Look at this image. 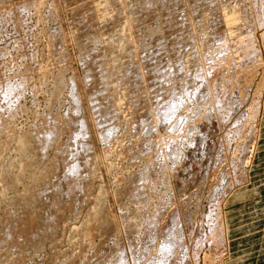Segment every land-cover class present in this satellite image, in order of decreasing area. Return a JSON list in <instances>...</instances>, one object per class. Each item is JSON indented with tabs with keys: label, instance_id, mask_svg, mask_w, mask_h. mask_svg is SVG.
<instances>
[{
	"label": "rangeland",
	"instance_id": "374dc122",
	"mask_svg": "<svg viewBox=\"0 0 264 264\" xmlns=\"http://www.w3.org/2000/svg\"><path fill=\"white\" fill-rule=\"evenodd\" d=\"M81 0H0V24H1V26H0V63H2V64H0V82H3V81H5V79H8L9 81H11V82H13L12 81V79H15L14 80V82L15 81H19V79H18V77H16V72H15V70L17 71V76H19V78H21L22 79V85H24L25 84V87H23V86H21L20 87V89L22 90H18V91H16L15 93H13L11 96H9L7 99L6 98H4L5 97V87H2V86H0L1 88H0V120L2 119H5V121L6 120H8V122L7 123H3L2 125L0 124V190L2 191V193H1V196L0 197H3V198H0V202H2V203H0V219L1 218H5L6 219V217H7V215H8V213L9 214H12V212H13V209H11L10 210V208H8L9 206H8V204H7V208H4V207H6V206H3L4 204H6V203H9L10 202V200H11V198L12 197H14L13 195H19L20 193H18V192H16V191H22V189H24V186H25V184H26V182H27V179L25 178L26 177V169L25 170H21V169H19V165H17V164H19L20 163V161H21V159L23 158L22 156H20L19 155V153H18V150H17V148H15L16 146L15 145H17V144H15V142H17V138L18 137H21L23 134H25V135H27V136H30V138H29V142H34V144L33 143H30L31 144V146H37L35 143L37 142V144H39V142L41 141L40 140V137H41V135H40V130H44V127H47V126H49V125H51V122L52 121H49V120H47L46 119V117L48 116V115H53L54 117H56L57 115H58V119L59 120H61L63 123L62 124H66V126H67V124H69L70 126L69 127H67V129L66 128H64L63 129V131H61L62 133H61V136L60 137H58L57 138V140H56V142H55V145L53 144V145H50V146H47V148H49V149H47V148H44L42 151L40 150L39 151V153L38 152H34V150H32V151H30L29 149H27L26 150V153H30V154H33V155H35L36 157H39L38 159H40V161L38 160V162L40 163V166L43 168V166H44V168L42 169V171L44 170V169H46L45 167L48 165V167H47V170L48 169H52L53 168V170H54V168H57V167H54V166H52V165H57L58 166V163H59V166L60 165H62L63 166V170H61L62 169V167L60 166L58 169H57V174L55 175V176H57L58 178L56 179V180H54L55 179V176L53 177V178H51V177H49V176H47V178L49 179V183H48V179H47V181H46V185L48 186V184H49V187H50V184L52 185V187H53V184H52V182L54 183H56L57 185H55V183H54V185L56 186V189H58V192H60L61 193V190L62 191H64L66 188V185L68 184V181L69 180H71V178H72V180L74 179V177H71V176H66L65 175V171H64V166L66 165V164H68V162H71V160L73 159V156H70V154H69V151H71V149L72 150H74L78 145H79V138L77 139L78 140V142L76 141V139H72L71 138V135L69 134V131H72V128H74L73 126H74V124L75 123H77L79 120H78V118L80 117V115H81V117H84V116H87V114H86V111L88 110V107L90 106L89 104H88V101H89V99L90 98H88V101H87V97H89V91H92L93 90V88H94V91L96 90V91H98V89L97 88H99V90L102 88V85H103V88L105 89V93L103 92L104 91V89L102 88V90H100L101 92H103L104 93V95H105V98L106 99H108V97H106V95H107V91H108V93H110L109 94V96H111L112 95V98H113V100L114 99H116L115 101H116V103L117 104H115V105H120L119 107L117 106V108H116V110L118 111V109L119 108H121V112H120V110L118 111V113L121 115L120 117L121 118H119V116H117V111H116V114L113 116L114 118H116V120L114 119V118H112L113 119V122L112 123H116V124H114V126H113V131H111V137H109V140H110V143L108 142L109 140H105V142L108 144V146H105L104 145V140L100 137H98L97 136V134H95L96 132H94L95 130H94V127L91 125H89L88 126V132H87V134H89V137H90V139H91V142H92V151H89L88 153H85L86 155H89L90 157H92L91 158V161L93 162V166L94 167H96V169H95V171L93 172V170L91 171V169H90V171L91 172H93L92 173V176H91V172H89V171H82L81 172V176L84 178L83 179V181H81V184H82V182L84 183V186L85 187H83L84 189L86 188L87 189V187H88V189L86 190L85 189V192L87 193V196H86V193H85V195L83 194V195H78V200L79 201H81L80 200V197L81 196H83V198L86 196L87 198H84L85 200H82V202H78L79 204V206H78V208L79 209H75L74 210V212H76V213H74V215L76 214H78L79 215V212L81 213L79 216L81 217V219H80V217L78 216L76 219L74 218L75 216H73V212L71 213L72 215H69L68 213H66L65 211L63 212V211H60V209H59V207L56 209V211H58V213H60V215L61 216H59V217H61V218H59L58 220H59V225H58V227H57V229L55 230V233H54V237H56L57 238V240H56V242L58 241V243H56V244H59V245H52V246H54L56 249L54 250V248L51 246V242H53L54 244H55V240H53V236L50 238V239H46L47 240V243H49L48 245H46L47 243H45L46 242V240H44V241H42V243H41V246L40 247H42L41 249L42 250H40V248L38 249V250H36V252L38 253V251L40 250V252L37 254L35 251H29V253L27 252V254L25 255V254H23L22 252H20V251H17V253L18 252H20L21 254H22V256L23 255H25L26 257H27V255H28V258H26V259H23V257H22V259H20V257L19 258H17L18 256H20V254L16 257V251L15 250H17V249H13V250H10V252H8V250H7V253H9L10 255H7L6 254V256L4 255V257L5 258H3V257H1V258H3V259H0V260H2V262H0V264H12L11 262H12V260H13V264H16V263H18V262H20L21 264H63V262L65 261H67L68 259H71L73 256H76V258H78V255L79 254H81L79 257H80V259H77L79 262H77V264H84V262H82V258H83V261H85V254L82 252L83 250H84V252L85 251H87L86 252V256H90L92 253H94V251H96V253H94V254H98V256L96 255V257H98L99 258V256L101 257V255L100 254H102L103 252H104V250H105V248L104 247H106V246H108V245H110V244H113L114 243V241L115 242H119L118 240H120V241H125V239H127V237L125 236L126 235V233L123 231L124 229H121V228H123L122 227V225H120L119 226V228L114 232V233H116L117 232V234H113V235H111V234H109V235H107V234H105V233H102V234H104V239L106 240L107 239V241H108V243H107V241H105L104 239H102L103 238V236H102V234H101V236H99V234L97 235L98 237H96V236H92L93 237V241L91 240V242L93 243L94 242V244H99V243H101V241L102 240H104L105 241V244H106V246H102L104 249H102V248H100V247H98L99 249H97V250H95L96 248H97V246L96 245H94V244H92L93 245V247L94 246H96V247H92V245H91V242H90V239L92 238V237H90V238H86L87 236H85V237H83L82 238V236H83V234L81 233V227L84 225L83 223H85V222H83V221H86L85 220V218H87L88 217V213L90 212L89 210H91V208H90V205H93V207H94V204L95 203H93V200H94V202H95V199H96V196L99 194V195H102V200L101 201H103L102 203H104V207H106V209H107V207H108V213L109 212H111V213H109V215L111 216V217H113V219H115L117 222H119V221H122V219H124L125 218V215H127V214H125V210H126V212L128 213V211H129V208H131V210H132V208H133V206H135L136 204H137V202H139V204H138V206L136 205V209L140 206V208L142 207V206H145L144 208L142 207V212H141V209L139 208V210L140 211H138V209L136 210L135 208H133V210L131 211H129V214L130 215H132L133 216V214L135 213V212H133V211H135L136 210V213H137V211H138V215L137 216H139L140 214V216L139 217H141V218H138L137 216H136V213L134 214L136 217H134L135 219H137L138 218V220H142L141 221V224H144L145 225V223L148 221V216H151V215H154L155 216V214L157 215V217H158V220L159 221H157V223H158V226L160 225V226H162V224H164V220H165V213L168 211V210H170L171 209V207H173V203H174V205H176L177 203L179 204V208L180 207H182V209L180 208V222H181V225L184 227L185 226V230H184V232H183V235H182V238H180L179 240L180 241H182V242H180V243H178V244H175L174 246V250H176V248L177 249H182V251H185V252H182L180 249H179V253L181 254H179L178 252H177V250L175 251V256H177L176 258H178L176 261L174 260V253H172V255L174 256H172V257H170L171 259V262H170V264H208V261H206V256L205 255H207V254H210V246L208 245V241H207V239H206V234L209 232L208 230L212 227L213 228V226L215 225V223H216V221H215V216H214V214H213V212H214V208L216 207V202H219V200H221L222 199V197H224L225 195H227L226 197H224V199H223V204L226 202L225 200L227 199V197L230 195V193L231 192H233L234 190H236V189H239V188H241V187H247L246 189H248V193H244L245 194V196H244V198L246 199V200H252V199H254L256 196H255V194H264V192L263 191H260V192H253V190H254V188L256 187V188H259V186H258V183H253V182H251L250 181V178H251V176H252V174L254 175L255 174V172L253 171L252 172V168H253V170H254V160H255V156H257V154L256 153H258V151H259V146H260V142H259V138H260V135L261 136H264V51H263V48H264V33L262 34V32H264V18H263V21L261 22L260 21V24L261 25H259V27H258V25L257 24H253L252 25V20H253V15L254 14H256V15H258V16H263L264 17V0H239L238 2H237V0L235 1V3H234V0H227V1H229V2H226V0H197V1H199V3L198 2H195V1H192V5L189 7V9L188 8H186L187 9V12H189L190 13V16H192L193 18H192V21L194 22L193 24H194V27L196 26V30H195V32L193 33L194 35H196L197 37V39L199 40L200 39V42H201V44L202 43H204V44H202L201 46H199V50L202 52V53H206L205 54V56L207 55V52L208 51H212V52H214V55H216V56H212V57H210V58H208L206 61L204 60V63H208V65H207V63L204 65L203 64V67H204V69H205V73L207 74V76H208V74L210 75L211 74V78L209 77V79H212L213 77V79L215 80L214 81V84H213V82L212 83H210V85H209V88H210V90H211V93L212 92H214V93H219L220 92V90H223L222 88H224V85H225V83H227V82H229V80L230 81H232V82H234L235 83V80L237 81V80H239L240 78L239 77H241L242 78V76H243V78H244V76H245V73H244V75H243V71H242V69L240 68V67H243V65L240 63V60L242 59V58H239V56H240V53L237 51L238 50V48L236 49L235 47H234V40H232V43H231V39L232 38H230V37H228V36H226L225 38H223V39H225L224 40V46L226 47H228V48H226V52H225V56H227V58L224 56V58H219V56L221 55V54H216L215 53V51H216V47H218V44H216L217 43V41H212V40H210L211 41V43H210V41L208 40L209 38H210V36L213 38L214 37V39H215V35L213 34V33H211L210 32V30H212V29H210V27L207 29L206 27H207V25H206V27L204 26V24H206L205 23V18H206V22H209L210 23V21H211V18H212V21H213V19L214 18H216L215 17V14H218V12H213V11H215V10H211L210 9V12L212 13V16L207 12V9L208 8H205L204 10H201V9H203V7H205L207 4H209V2H211V3H213V5L212 6H214V3H216L215 4V8H216V10H220L219 11V14H218V16H223V17H218L219 19H221V18H223V20H222V22H225L226 20H228V15L227 14H229L231 17H232V19L230 20L231 22H229V23H232L233 24V26H231V28L232 27H234V28H237L238 27V29H239V31H240V29H241V31H243L244 33H245V31L247 30V29H250V31L251 30H253V31H251V32H253V42H254V44L257 46V51H258V53H257V55H260V58H259V60H258V62H257V64H255V62H254V65L256 66V65H258L256 68H250L249 66V68H250V71H252V74H251V72H250V75H246L245 77L246 78H244V81H243V79L241 80H239V82H241L240 83V85L242 84V81H243V87H245V88H243V90H242V94L241 93H239L238 92V96L236 97V96H234V104H233V106H235V103L237 102V104L236 105H238V106H236L237 107V109L235 108V107H233L234 109H236V110H231L233 113H231V111H229V114H224L225 116H224V120L226 119L227 121H222V119H219V120H217V118L215 119V116H213V115H211V114H207L206 112H207V108H208V112H209V110H210V108H209V106H210V102H211V100H209V98H210V96H212V94H214V93H212L210 96H208L209 94H210V90H209V92L208 91H206V92H208L209 94H207L205 91H204V87H203V83H201L202 81H203V79H202V81H201V79L199 78V80H198V78L196 77L194 80L195 81H193V85L194 84H196V83H194V82H199L197 85L199 86H197V85H194L193 87L191 86V85H189L187 88L189 89V87H190V91H191V93H192V91H195V86H197L196 87V89H197V91H198V93L196 92V97H194V95H191V93H190V91H189V93L188 94H185L186 95V98H187V95H188V99H187V101L185 100V102H191V103H184L183 102V104H182V106L183 107H185V108H187L188 109V111L190 110V112L192 113V118H194L193 116H195V120L194 119H192L191 118V113H190V115H188L189 114V112H184L183 113V111H184V108L182 109H180V107H182L181 106V104L179 105V103H182V101H184L183 99H186L183 95H184V92L182 93V95L180 96L179 95V98L177 97V104H178V110L176 111L177 113H178V115L181 113H183V115H187L186 116V118H183L184 116L183 115H181V116H183V117H181L180 115V117L179 118H177V113H174V116L173 115H170L169 116V118L167 119L168 121H166V122H168V123H165V124H163V121L165 120L164 118L162 119L163 121L162 122H159V125L161 124V126H158L159 128V130L161 131V129L163 130V132L161 131H159V130H156V131H158L157 133H156V131L155 130H153L152 128H154L152 125H151V123L153 124V122H154V120H155V118L152 116H150V114L148 113V111L150 112V111H154V109H155V111L156 110H159L160 109V111L162 110V106L160 107L159 106V104L158 103H161V102H164V100L162 101V100H160V101H157V100H153L154 98H153V95H152V98H151V96L150 97H148V101L150 100L149 98H151L152 100L150 101V103H147L148 101H146V103H145V101H144V99L146 100V98H147V96H149L150 94H151V91H152V89H151V86H152V82L153 81H155L152 77H154L155 75H156V73L154 72V76H153V72L151 71V70H143L144 72L145 71H147V72H145V73H147L148 75H146L145 73V75L143 74V78H142V80L144 79V77L145 78H150L151 77V79L152 80H150L149 78V82H147V80H146V82L144 83H141L142 85H137V90H138V93H139V91H140V93H139V95L140 94H142L143 95V89L145 90V92L147 91L148 93H147V95L146 94H144L143 95V97L144 96H146V98L144 97V99L142 98V101H140V99H141V97H142V95L139 97V100L137 99V101H138V103H137V101H134V96H137V93L136 92H134L135 93V95H134V93L132 94V92H130L132 95H127L129 92L127 91V94H126V92H124V90H123V88H126V86L128 87V83L126 84V86L124 87V83H123V86H121V85H119V86H121V88L118 86V83L120 84V83H122L123 82V80L124 79H127L126 77V74L123 72V67H122V65L121 64H123V62L121 63V62H119V60H117V58L119 57V59H121V58H123L124 56L125 57H128V59H129V57L133 54V56H131L130 58L133 60V58L135 57L134 55L136 54H134V53H132L133 52V50L135 49L134 47V42H135V40H130L131 38L132 39H135L133 36H136L137 37V32H134V29L135 28H141V30H142V28H144V27H140L141 26V24H143V21H145V24H146V19H148L149 20V17H147V18H145V17H143V15L145 16V13L144 14H142V12H141V9H139V11L141 12V14L139 13V15H138V17H137V20H136V16H135V14H138V12L136 11V10H138V9H136V7H138L139 8V6H140V8H142V4L143 3H141V1H145V0H138V5L136 6L135 5V3H133L134 2V0H133V2L131 1V0H129L130 1V4H129V1L128 0H126L127 2H128V5H126L127 3H126V1H125V3L122 1V0H120L121 2H122V4L124 3V6L123 7H125L126 6V8H125V10L126 9H128V10H130V5L133 3L134 5H131V10L130 11H132V12H130V11H128L127 12V10H126V13H127V15L126 16H130L129 17V19L128 18H126L125 17V15L123 14V13H125V10L122 8V10H124V12L122 13V10L119 12V13H121V14H119V16H117V13L115 14V12H118L117 11V9H116V4H114L113 2V0H110V1H113V2H110L109 0H105L103 3H106L105 5L108 7H106L102 2H99V1H103V0H91V3H89L88 1H90V0H87V1H85V0H82V2H80ZM84 1V2H83ZM96 1V2H95ZM108 1V2H107ZM120 1H118V3H120ZM136 1V3H137V0H135ZM219 1V2H218ZM230 1H232V2H230ZM250 1H252V3L251 4H249L248 2H250ZM24 2H25V4H27V5H25L24 4ZM33 4H32V3ZM37 2V3H36ZM40 4H39V3ZM102 3L101 5L99 4V5H97L96 3ZM132 2V3H131ZM139 2H140V4H139ZM206 2V3H205ZM223 2V3H222ZM29 3V4H28ZM36 3V4H35ZM77 3H80L82 6V8H83V4H84V8H86V5L90 8V6L89 5H91V7L93 8V9H89L88 7V9H85V10H83L84 11V17L82 16H80L79 17V14H77L78 12H76V8H77V10H78V8H80L81 9V7H78V6H80V5H78ZM108 3H111V4H113V5H115V6H113V5H111V6H109L110 4H108ZM115 3H116V1H115ZM197 4V6L200 8V3H201V7L202 8H200V14L202 15H200V14H198L199 12H198V8H196V12L194 11L195 9V7H197L195 4ZM244 3H246V4H248V5H246V4H244ZM22 4H24V5H22ZM46 4H48V5H46ZM70 4H71V6H70ZM205 4V5H204ZM228 4H231V5H233V6H231V5H228ZM237 4V5H236ZM22 5V6H21ZM30 5V7H29V9H27L26 7H28ZM78 5V6H77ZM102 5H104L105 6V9H104V6L103 7H101ZM239 5H240V7H241V5H243L241 8L245 11L246 10V8H247V11H245V12H248V14L246 15L247 17L248 16H250L251 15V18H250V20H251V23H249V20L248 19H245V16L243 17V10L239 7ZM251 5V6H250ZM253 5V6H252ZM263 5V7H261ZM33 6V7H32ZM38 6V7H37ZM41 6V7H40ZM97 6H100V9H101V11H102V18H101V21H99V20H97V21H95L94 22V24H93V21L95 20V18H94V20H93V18H92V20H91V22H92V24L94 25L93 27L95 28V30H93L94 32L93 33H95V35H97L98 37H100L99 38V41L101 40L102 42H101V45L104 47V45H105V47L103 48L101 45V49H99V48H97V50H98V52L97 51H95L94 52V55L96 56L95 57V59H94V57H93V60H99V57H101V53H102V51H103V53H102V55L104 54V56H105V59H106V56L108 57V55H109V57L105 60L104 59V57L103 58H100V59H104V60H102L103 62L104 61H106V62H100V63H102V64H99V63H97L98 65H96V63L94 64V62H93V64H86V63H83L84 61H83V59H82V54H80L79 55V52L81 53V51H83V48H82V46L84 47V45H86V43H88V42H86L84 39H82L83 40V43L84 42H86V43H84L83 45L80 43V42H78V48H80L81 49V51H80V49H79V51H78V48H77V45H75V43H77V42H75V41H77V39H75L76 37H78V41H79V39L81 40V38H80V35H79V30L80 29H76V28H79V26H80V23H81V21H79V20H82L83 18H84V20H82V22L83 21H85V19H86V17H88L89 16V19H90V14L88 15V11L85 13V11L86 10H90V12H91V10H97L98 9V7ZM112 6L113 7H115V9L113 8V10H111V8H112ZM224 6V7H223ZM17 7L19 10H15V8ZM23 7H25V9L23 8ZM75 7V8H74ZM129 7V8H128ZM132 7H133V9H134V11H136L135 13H134V11H133V9H132ZM218 7V8H217ZM248 7H251V8H248ZM262 8L261 10H259L258 8ZM7 10H6V9ZM13 8V9H12ZM16 8V9H17ZM21 8H23V9H21ZM72 8V9H71ZM73 8L75 9V10H73ZM95 8V9H94ZM109 9V11L111 10V12H109L107 9ZM223 8V9H222ZM232 8V9H231ZM239 8V9H238ZM245 8V9H244ZM37 9H39V10H37ZM79 9V10H80ZM194 9V10H193ZM225 9V10H224ZM248 9H249V11H251V13L248 11ZM258 9V11H255V10H257ZM82 10V9H81ZM206 10V11H205ZM240 10V11H239ZM8 13H7V12ZM11 11V12H10ZM35 11H38V12H36V13H34ZM48 11V12H47ZM70 11H72V16H71V14H70ZM99 11V10H98ZM143 11V10H142ZM193 11L195 12V13H197V14H195V13H193ZM203 11H204V13H203ZM208 11H209V9H208ZM222 11H223V13H222ZM232 11V12H231ZM243 11V12H242ZM262 11V12H261ZM17 12V13H16ZM104 12V13H103ZM107 12H108V14H107ZM193 13V15H192V13ZM229 12V13H228ZM253 12H255V13H253ZM258 12V13H257ZM74 13V14H73ZM114 13V14H113ZM125 13V14H126ZM131 13V14H130ZM179 13V12H178ZM177 13V15L179 16V14ZM214 13V14H213ZM224 13H226V14H224ZM238 13V14H237ZM242 15H241V14ZM36 14V15H35ZM82 14V15H83ZM106 14H107V18H108V16H109V18L107 19L105 16H106ZM110 14V15H109ZM130 14V15H129ZM222 14H224V15H222ZM245 14V13H244ZM73 15H77V19H74V20H76V21H78V22H76L75 21V23H74V21H73V19L72 18H74L73 17ZM88 15V16H87ZM112 15H113V18L115 19H113L112 18ZM117 16L119 19H117V17H115V16ZM141 15V16H140ZM164 15V14H163ZM209 16L210 18H208L207 16ZM241 15V16H240ZM4 16V17H3ZM20 17V18H18V17ZM37 16V17H36ZM43 16H44V18H43ZM143 17L144 18V20H142L140 17ZM165 16V15H164ZM163 16V17H164ZM195 16L196 17H198V18H195ZM217 16V15H216ZM227 16V17H226ZM238 16H240V17H238ZM205 17V18H204ZM234 17V18H233ZM16 18V21L17 22H19V25L18 26H21L22 28H18V26L16 27L15 25H14V23L16 22L14 19ZM36 18H37V20H36ZM79 18H82V19H79ZM122 18V19H121ZM178 18V17H177ZM195 18V19H194ZM202 18V19H201ZM226 20H225V19ZM18 19H20V20H22L23 22H21L20 20H18ZM41 19H42V21H41ZM88 19V18H87ZM107 19V20H106ZM113 19V20H112ZM117 19V20H116ZM121 19V20H120ZM127 19V20H126ZM138 19H140V21L138 20ZM179 19H180V17H179ZM191 19V18H190ZM199 21H198V20ZM208 19V20H207ZM238 19V20H237ZM239 19H243L244 21H246L247 20V25L249 26H245L246 24V22H244V23H242V21L241 20H239ZM3 20V21H2ZM13 20V21H12ZM129 20V21H128ZM195 20V21H194ZM202 20V21H201ZM233 20V21H232ZM235 20V21H234ZM88 21V20H87ZM98 21H99V25L100 26H97L98 24ZM107 21V22H106ZM117 21V22H116ZM126 21L129 23H126ZM139 21V22H138ZM229 21V20H228ZM14 22V23H13ZM25 22V23H24ZM27 22V23H26ZM46 22V23H45ZM97 22V23H96ZM101 22V23H100ZM104 22V23H103ZM122 22L123 23H126V25H124V24H122ZM138 23V24H135V23ZM221 22V21H220ZM238 22H240V23H238ZM22 23V24H21ZM109 25V27H108V25ZM113 24V25H111V24ZM117 23H118V25L121 23V25H123L125 28L126 27H128L127 26V24L133 29V27H135L133 30H131V28L129 29V27H128V29L129 30H131V31H127L126 29H124V27L122 26V27H120L121 25H119V30L117 29ZM130 23H132V24H130ZM141 23V24H140ZM77 26H76V25ZM106 24V25H105ZM133 24H135V25H133ZM140 24V25H139ZM145 24H143V26H146ZM197 24V25H196ZM203 24V28H202V25ZM245 24V25H244ZM253 27H251L250 25ZM104 25V26H103ZM113 26V27H116V28H114V29H116V30H112V27L111 26ZM116 25V26H115ZM136 25H137V27H136ZM242 25V26H241ZM263 25V26H262ZM32 26V27H31ZM34 26V27H33ZM75 27V29H74V27ZM103 26V27H102ZM107 26V27H106ZM237 26V27H236ZM240 26V27H239ZM199 27H201V28H199ZM243 27V28H242ZM247 27V28H246ZM257 27V28H256ZM15 28H18V30H15ZM31 28V29H30ZM96 28H98V31L101 29V31H99V33H97V29ZM166 28L167 27H163V31L164 30H166ZM207 30H206V29ZM261 28V29H260ZM39 29V30H38ZM43 29V30H42ZM73 29L75 30L74 32L76 33L77 31V33L75 34V38H74V32H73ZM109 29V30H108ZM110 29H111V31H110ZM124 29V30H123ZM202 29V30H201ZM205 29V30H204ZM256 29V30H255ZM259 29V30H258ZM22 30H24V31H22ZM58 31V32H60V34H61V36H63L64 37V43H62L61 44V46L63 47V49H62V51H60V53H63V50H64V52L65 53H63L64 54V56L63 55H60L59 54V52H58V48H54L55 50H57V51H55V50H53L54 51V54L56 53V56H54V60H52V58H53V54L51 53V52H53L52 51V46H50V45H52V44H49V43H51V41H49L50 39H53V36L55 35V33H56V35H60L59 33H57V32H55V31ZM70 30V31H69ZM77 30V31H76ZM123 30V31H122ZM137 30V29H136ZM245 30V31H244ZM255 30V31H254ZM261 30V31H260ZM263 30V31H262ZM42 31V32H41ZM112 33H110V32ZM113 31L116 33V34H114L113 33ZM117 31H119V32H117ZM120 31H122V33H120ZM143 31V30H142ZM210 32V35L209 34H207V33H209ZM55 32V33H54ZM101 32V33H100ZM138 32H140V30L138 31ZM145 34L144 35H146V32L147 31H143ZM143 32L142 33H140V34H143ZM162 32V31H161ZM165 32V31H164ZM163 32V33H164ZM170 32V31H169ZM199 32H200V34H199ZM203 32V33H202ZM256 32V33H255ZM53 33V34H52ZM118 33V34H117ZM126 33V34H125ZM135 33L136 35H133V34ZM52 34V35H51ZM78 34V35H77ZM103 34V35H102ZM111 34V35H110ZM120 34H121V36H122V38H119V36H120ZM122 34H125V40H123L124 39V35H122ZM130 35V34H132L131 36H129L128 37V35ZM158 34H159V37H160V35H161V33H158L157 32V34L156 35H153L152 37V39H154L155 40V38H157L158 37ZM165 34H167L166 32L164 33V35ZM22 35V36H21ZM49 35H51L50 36V38H48L49 37ZM77 35V36H76ZM91 35H93L94 37H95V35L94 34H92V33H90V36ZM112 35H113V37H112ZM127 35V36H126ZM138 35H139V33H138ZM163 35V34H162ZM161 35V36H162ZM194 35H193V37H194ZM199 35V36H198ZM202 35V36H201ZM207 35V36H206ZM209 35V36H208ZM259 35V36H258ZM89 36V37H90ZM108 36V37H107ZM118 38V40L117 41H115V42H119V44L122 46V45H125L123 48H124V50L123 51H125L126 52V48H127V45L129 46L130 45V43L131 42H133V43H131L132 45L130 46L131 47V49H130V47H129V49H130V51H129V54H128V51H127V53L125 54L123 51H122V49L123 48H120L121 46L119 45V47H118V45H117V43H116V46H115V42H114V40L115 39H117L116 37ZM120 36V37H121ZM143 36V35H142ZM142 36H140V37H142ZM154 36H155V38H154ZM239 36H241V34H239ZM14 37V38H13ZM22 37V38H21ZM84 38H85V35L83 36ZM82 37V38H83ZM94 37H90V39H93ZM106 37V38H105ZM111 37L113 38V41L111 40ZM145 38H146V36H144ZM143 37V38H144ZM199 37V38H198ZM207 37V38H206ZM2 38V39H1ZM75 40H74V39ZM87 38H88V36H87ZM103 38V39H102ZM260 38V39H259ZM263 38V39H262ZM86 39V38H85ZM105 39V40H104ZM108 39V40H107ZM189 39V38H188ZM192 39V38H191ZM191 39H189V40H191ZM211 39V38H210ZM261 39H262V41H261ZM13 40V41H12ZM17 42H16V41ZM95 40H96V42H97V37H95L93 40H92V43H93V41L95 42ZM104 40V41H103ZM121 42H120V41ZM126 40L128 41V43H126ZM154 40H152V44H151V46L153 45V42H155ZM186 40V41H185ZM193 41H187V38L185 37V39H184V43L186 44L187 43V45L190 43V42H192V44H193V42H194V38L192 39ZM205 40V41H204ZM216 40H218L217 38H216ZM206 41H208V42H206ZM258 41V42H257ZM22 42V43H21ZM109 42V43H108ZM110 42H112V43H110ZM126 43V44H122V43ZM162 42V41H161ZM183 42L181 43V45L183 44ZM213 42L215 43V44H213ZM257 42V43H256ZM8 43V44H7ZM18 43V44H17ZM80 43V44H79ZM91 43V44H92ZM103 43V44H102ZM20 44V45H19ZM24 44V45H23ZM114 44V45H113ZM163 44V43H162ZM191 44V47H189L190 49L191 48H193L192 50V57H191V59H189V57H190V53L189 52H191L189 49H188V46H190V45H184L183 44V46H184V49L186 48V51H184V52H186L185 53V55L187 54V51H188V53H189V57H188V59L190 60V61H186V59L187 58H182L181 57V55H180V52H182L183 53V47L182 46H177V47H179V48H181L182 49V51H180V49H177V51H180V52H177L176 51V46L174 47V48H171V49H173V50H169V49H167L168 47H165L166 45L165 44H163V45H165L164 46V48H166V49H161L162 51H159L160 49H158V53H157V49L155 48V46L156 45H153L152 46V48L151 49H149V50H143L144 51V55L142 54H140V52L142 51H140V50H138L137 51V56H139L140 55V60H143V61H141V62H145L146 64L147 63H149L150 65H151V62H154V61H157L158 59H156V57H154L153 58V60L152 59H150L151 58V56L152 55H154L155 56V52L152 50V49H156V56H157V58H158V56L159 57H161L160 55H157V54H162V53H165L166 51L165 50H167V53L170 51L171 53H172V51H173V53L171 54L170 52V54L168 53V55H169V57L171 58L174 54L176 55V52L179 54H177V56L178 57H174L175 59H176V61H175V59H173V62H172V59L170 60V58H168L167 57V53H165V56H166V60H165V56L163 55L161 58H159V60L160 61H162V59H163V63H161V69L162 70H160V72L161 71H163L164 72V74H165V71H166V73L167 72H170V68H171V65H175L176 63L175 62H177V61H179V59H177V58H179V56L182 58V59H184L183 61L187 64V62H188V64L187 65H182V63L181 62H179V64L180 65H182V67H184L183 68V70L181 71L180 70V73L182 72V73H187L188 71H191V69H192V67H194V66H192V64L194 63L193 62V60L195 61V57H196V49H197V46H195V44H193L192 45ZM209 44L211 45V47L209 46ZM229 44H230V46H229ZM17 45V46H16ZM23 45V46H22ZM51 47H49V46ZM79 45H82V46H79ZM99 45V42H97V47H99L98 46ZM108 45V46H107ZM111 45V46H110ZM159 45V44H158ZM163 45H159V47H162ZM214 45V46H213ZM59 47V49L60 48H62V47ZM86 46H88V45H86ZM86 46H85V48H86ZM115 48H119V50H117V49H115ZM134 46V47H133ZM192 46H194V47H192ZM236 46H238V45H236ZM262 46V47H261ZM14 47H15V49H14ZM21 47V48H20ZM48 47V48H47ZM154 47V48H153ZM210 49H209V48ZM239 47V46H238ZM4 48V49H3ZM18 48V49H17ZM23 48H24V50H23ZM26 48V49H25ZM91 48V47H90ZM110 48V49H109ZM134 48V49H133ZM195 48V49H194ZM206 48V49H205ZM232 48V51L230 50ZM17 49V50H16ZM39 49H41V51L42 52H40V50ZM92 49V48H91ZM95 49V48H94ZM128 49V48H127ZM133 49V50H132ZM212 49H214V50H212ZM234 49H236V50H234ZM3 50H4V52H5V54H2L1 55V53L3 52ZM7 50V51H6ZM104 50H105V52H104ZM109 52H108V51ZM115 50V51H114ZM151 50V51H150ZM195 50V51H194ZM206 50V51H205ZM208 50V51H207ZM234 50V51H233ZM261 50V51H260ZM25 53H24V52ZM48 51V52H47ZM111 51H113L114 53H112ZM117 51H118V53H119V55H117L116 56V54H118L117 53ZM121 51V52H120ZM132 51V52H131ZM140 51V52H139ZM143 51L141 52V53H143ZM147 51H150V52H147ZM165 51V52H164ZM174 51H176V52H174ZM205 51V52H204ZM230 51V52H229ZM236 51V52H235ZM3 52V53H4ZM33 52V53H32ZM107 52V53H106ZM111 52V53H110ZM123 52V53H122ZM145 52L146 53H148V54H145ZM151 52H153L152 54H151ZM162 52V53H161ZM232 52V53H231ZM260 52V53H259ZM24 53V54H23ZM51 53V54H50ZM96 53V54H95ZM98 53V54H97ZM120 53H121V56H120ZM131 53V54H130ZM150 53V54H149ZM181 53V54H182ZM228 53V55H226ZM263 53V54H262ZM35 54V55H34ZM113 54H115V55H113ZM139 54V55H138ZM193 54H195V56L193 55ZM232 54H234V55H232ZM236 54V55H235ZM23 55L25 56L24 57V60H23ZM27 55H28V57H29V59H25V58H27ZM59 55V56H58ZM97 55H99V56H97ZM111 55V56H110ZM124 55V56H123ZM126 55H128V56H126ZM130 55V56H129ZM150 57H149V56ZM183 55V54H182ZM184 55V57H187V56H185ZM217 55H219V56H217ZM238 55V56H237ZM3 56V57H2ZM34 56V57H33ZM52 56V57H51ZM61 56V57H60ZM113 56H115V59H116V61H115V59H114V57ZM135 57L136 59L137 58H139V57ZM141 56H143V57H141ZM148 56V57H147ZM193 56H194V59H193ZM230 58H229V57ZM33 57V58H32ZM50 57V58H49ZM58 57H59V59H58ZM64 57V58H63ZM67 57V58H66ZM113 57V58H112ZM124 57V58H125ZM145 57H147V58H149L150 60H151V62H149V60H148V62L146 61L147 59H145ZM153 57V56H152ZM233 57V58H232ZM112 58V61L110 60ZM121 59V60H127V58H125V59ZM143 58V59H142ZM167 58H168V60L169 61H171L172 63L170 64L169 63V61H167ZM206 58V57H205ZM214 58H216V59H218L220 62H218V60L216 61V59H214ZM237 58L239 59V61L237 60ZM31 59H33V61L31 60ZM47 59V60H46ZM49 59V60H48ZM66 59V60H65ZM127 60V61H131L132 62V60ZM136 59H135V61H136ZM223 59H224V61H223ZM236 59V60H235ZM6 60V61H5ZM12 60V61H11ZM26 60H29L28 62L26 61ZM60 62H59V61ZM110 60V61H109ZM125 60V61H126ZM145 60V61H144ZM165 60V61H164ZM192 60V61H191ZM212 60L214 61L213 63H214V65H213V63L211 64V62H212ZM260 60H261V63H259L260 62ZM8 61V62H7ZM109 61V62H108ZM118 61V62H117ZM126 61V62H127ZM180 61H182V60H180ZM229 61H230V63H229ZM235 61H236V63H237V65H236V63H235ZM238 61V62H237ZM30 62V63H29ZM58 62V63H57ZM113 63L114 65H111L110 63ZM117 62V63H116ZM131 62L130 63H127V64H131ZM134 62V61H133ZM137 63H138V61H136ZM168 62V63H167ZM189 62H191L192 64H190ZM222 62V63H221ZM224 62V63H223ZM5 63V64H4ZM61 63V64H60ZM64 63V64H63ZM105 63H107L106 65H108V66H110L109 67V69H108V66L106 67V65H105ZM110 65H109V64ZM116 63V64H115ZM136 63V64H137ZM158 63V62H157ZM175 63V64H174ZM178 63V62H177ZM215 63H216V65H215ZM234 63V64H233ZM238 63H240L239 65H238ZM18 64V65H17ZM24 64H26V65H23ZM55 64V65H54ZM59 64V65H58ZM118 64H120L121 65V69H119V70H121V72L120 71H117L118 70V68L120 67H118L117 68V66L116 65H118ZM127 64H124L123 66H127ZM146 64H143V66H145ZM155 64V63H154ZM163 64V65H162ZM170 64V65H169ZM190 64V65H189ZM211 64V65H210ZM218 64V65H217ZM232 66H230V65ZM6 65H8V66H6ZM21 65V66H20ZM27 65H30V66H28L27 67ZM57 65V66H56ZM93 65V66H92ZM100 65V67L102 66V68H106L107 69V73H110L111 71H110V69L111 70H113L111 73H110V81L112 82H110L108 79H109V77H107V81H108V84L107 85H110V87L108 88V90H107V87L106 86H104V84H103V82H101V86H99V84H97L98 85V87L96 88V83H99L100 81H99V74H98V71L97 70H95V69H98V66ZM167 65V66H166ZM168 65H169V68H168ZM210 65V66H209ZM223 65V66H222ZM240 65H242V66H240ZM253 65V67H255ZM32 66V67H31ZM49 66V67H48ZM52 66V67H51ZM58 66H60L59 68H66L65 70L64 69H62L63 70V72H62V70H59L58 72H56L59 68H58ZM62 66V67H61ZM64 66V67H63ZM84 66L88 69V68H90V69H88V71L89 70H91L90 72H86V68H84ZM94 66H96L97 68H95ZM103 66H105V67H103ZM149 65L147 64L146 65V67L145 68H149L148 67ZM188 66H192L191 67V69L190 70H186L185 71V68L187 69V67ZM219 66H221V67H219ZM228 66L231 68V76L229 75V72H227V70L225 71V69L226 68H228ZM234 66V67H233ZM239 68V69H241V70H239L237 67ZM5 67V68H4ZM8 67V68H7ZM25 67V68H24ZM112 67V68H111ZM117 69H116V68ZM133 67V66H132ZM132 67H130V69L132 70ZM206 67V68H205ZM217 67H219V68H217ZM224 69H223V68ZM252 67V66H251ZM81 68L83 69V71L81 70ZM115 70H114V69ZM217 68V69H216ZM222 68V70H220ZM229 68V69H230ZM232 68H236L235 70H234V72H233V70H232ZM11 69V70H10ZM27 71V73H26V71ZM48 69V70H47ZM94 69V70H93ZM125 69H127V68H125ZM167 69H169V71L167 70ZM189 69V68H188ZM218 69H219V71H218ZM238 69V70H237ZM252 69V70H251ZM3 70V71H2ZM29 70V71H28ZM51 70V71H50ZM56 70V71H55ZM165 70V71H164ZM223 70L225 71V72H227L228 73V75H227V73L225 74V72H223ZM256 72H255V71ZM61 71V72H60ZM126 72H127V70H125ZM149 71H151V75L149 76ZM207 71H208V73H207ZM209 71H210V73H209ZM215 71H216V74H215ZM238 71H241L239 74H241L242 76H239V74H238ZM24 72V73H23ZM115 72V73H114ZM118 72H119V74L123 77L124 76V74H125V76L122 78L119 74H118ZM159 72V73H160ZM237 72V73H236ZM255 72V73H254ZM24 74V75H22V74ZM26 73V74H25ZM64 73V74H63ZM117 73V75H119L123 80H120V82H119V78L120 77H117L116 75H114V74H116ZM122 73H123V75H122ZM162 73V72H161ZM222 73H224V74H222ZM234 73L235 74H237V76L238 77H236V75H234ZM51 74V75H50ZM61 75V77H62V79L63 80H65V81H63V82H67L66 81V79L67 78H69L71 75V77H70V81H73V83H74V89L76 90L75 91V93L77 92V97L78 98H76L77 99V105H76V103L74 102V97L72 96V91L71 90H69V85H67V83L63 86V88L62 87H60V88H55L52 84H55V81H56V83H57V81L59 82V80H61V78H60V76L59 75ZM83 74L84 75H86V78L88 79L89 77L92 79V80H94V81H91L90 80V82H88V83H86V81H88V80H86L85 82H82V76H83ZM91 74V75H95L94 77L93 76H89V75ZM112 74H113V77H111L112 76ZM188 74H189V72H188ZM188 74H186V75H188ZM219 74V75H218ZM59 77H58V76ZM63 75V76H62ZM89 77H88V76ZM96 75L98 76V78L96 77ZM162 76H163V73L161 74ZM215 75L217 76H219V77H221V78H218V76L215 78ZM223 75V76H222ZM226 75H227V77H226ZM232 75H233V77L235 76V78L233 79V77H232ZM3 76H5V79L3 80L2 79V77ZM46 76V77H45ZM133 76V75H132ZM137 75H135V77H136ZM183 76L185 77V75L183 74ZM12 77V78H11ZM27 77V78H26ZM29 77V78H28ZM66 77V78H65ZM72 77H74V78H72ZM114 77H117L116 79L118 80H116ZM183 77V79H186V78H184ZM228 77H229V79H228ZM252 80H250L249 78ZM31 78V79H30ZM58 78H60V79H58ZM65 78V79H64ZM120 78V79H121ZM132 79H136V83L138 82V80L141 78H138V77H136V78H134V76L133 77H131ZM130 78V79H131ZM162 78V77H161ZM166 78V77H165ZM226 79V81H224L223 79ZM17 79V80H16ZM23 79H25V82L26 83H24V80ZM74 79V80H73ZM113 79H115V81L113 80ZM196 79L198 80V81H196ZM218 79V80H217ZM219 79H221V80H219ZM247 79V80H246ZM8 80H6V81H8ZM67 80H69V79H67ZM141 80V79H140ZM162 80H164V78L162 79ZM208 80V79H207ZM206 80V81H207ZM219 82V87H221V88H217L218 87V82ZM263 80V81H262ZM39 81V82H38ZM106 81V82H107ZM118 82V83H116L115 84V82ZM134 82H135V80H133ZM201 81V82H200ZM206 81H203V82H206ZM209 81V80H208ZM52 82V83H51ZM92 82V83H91ZM142 82V81H141ZM217 82V83H216ZM221 82H223V84L221 83ZM239 82L237 81L236 82V85H237V83L239 84ZM246 82H249V83H246ZM94 83V84H93ZM110 83V84H109ZM221 83V84H220ZM40 84V85H39ZM45 84V85H44ZM58 84V83H57ZM57 84H55V86L57 85ZM83 84V85H82ZM88 85V89L86 88L87 87V85ZM92 84V85H91ZM137 84H140V82H138ZM147 84H148V86H147ZM213 84V85H212ZM34 85H36V86H34ZM82 85V86H81ZM84 85H86V87L84 86ZM118 86L117 87V92H118V95H116V96H118L117 98H114V95L116 94V91H115V93H114V91H113V88H112V86ZM150 85V86H149ZM155 85V84H154ZM222 85H223V87H222ZM246 85H247V87H246ZM113 86V87H114ZM142 86V87H141ZM145 88H144V87ZM147 86V87H146ZM211 86H212V88H211ZM214 86H216L215 88H214ZM22 87H23V89H22ZM32 87H34V88H37V89H34V88H32ZM68 87V88H67ZM85 87V88H84ZM101 87V88H100ZM114 87V88H115ZM123 87V88H122ZM153 87H155V86H153ZM32 88V89H31ZM40 88V89H39ZM84 88V89H83ZM111 88V89H110ZM122 89L121 91H119V89ZM143 88V89H142ZM192 88H194L193 90H191ZM247 88V89H246ZM53 90V91H51L50 92V90ZM140 89V90H139ZM142 89V90H141ZM149 91H148V90ZM180 89L181 90H184L185 88H183L182 89V86L180 87ZM218 89H220V90H218ZM245 89L246 90H248V91H245ZM32 90V91H31ZM35 90V91H34ZM136 90V91H137ZM181 90H180V92H181ZM215 90V91H214ZM21 91V92H20ZM37 91V92H36ZM58 91V92H57ZM60 91V92H59ZM123 91V92H122ZM57 92V93H56ZM88 92V93H87ZM141 92H143V93H141ZM201 92V93H200ZM245 92H246V95H245ZM4 93V94H3ZM21 93V94H20ZM51 93H53L52 94V96H54V97H51ZM87 93V94H86ZM114 93V94H113ZM120 93H123L122 95L124 96V100H121V101H117L118 100V98H119V94ZM58 95L59 94V97H56L55 95ZM60 94H61V96H60ZM197 94L201 97L202 96V94H203V96H202V98L200 99V97H198L197 96ZM14 95V96H13ZM121 95V97H123ZM193 96L195 99L197 98L198 100H196V103H198L199 101H201L202 99H203V103L205 104V102H207V104H203L202 103V101L200 102V107H199V103L196 105V103H195V100H193L192 99V97L191 96ZM241 95H244V96H242V98L244 97V101L243 100H241L242 98H241ZM258 95V96H257ZM4 96V97H3ZM14 98H13V97ZM49 96H50V100H49ZM108 96V95H107ZM191 97V99H192V101L191 100H189V98ZM240 96V97H239ZM246 96V97H245ZM127 97H130L128 100H129V102L131 101L132 102V104L134 103V107L131 105V103H130V105H126V104H129V102H127ZM184 97V98H183ZM205 97H206V99H205ZM238 97H239V100H240V102L238 101ZM54 98V99H53ZM57 98V99H56ZM112 98L110 99L109 98V100L112 102L113 100H112ZM133 98V99H132ZM138 98V97H137ZM180 98L182 99L181 101H179L180 100ZM236 98V99H235ZM49 101H48V100ZM59 99V100H58ZM126 99V100H125ZM53 100V101H52ZM205 100H207V101H205ZM59 101V102H58ZM68 101V102H67ZM139 101H140V103H139ZM210 101V102H209ZM241 101H243L242 103H241ZM10 104H9V103ZM58 102V103H57ZM156 102H157V104H156ZM239 102V103H238ZM48 103L50 104V103H52L51 104V106L50 107H48ZM76 105V106H74V104ZM113 103H115L114 101H113ZM120 103V104H119ZM153 103V105H150V104H152ZM157 105V106H159V107H157L156 106V108H154L155 107V104ZM165 103V105H167V103L166 102H164ZM244 103V104H243ZM78 104H79V106H78ZM121 104L123 105H126V106H131V107H129V110H130V108L132 109V113H130L129 115H128V111H126L125 109L127 108V107H125L124 105L121 107ZM143 106H142V105ZM148 104H149V106H151V107H149L148 106ZM191 104V105H190ZM196 105V107H194L193 105ZM209 104V105H208ZM135 105H137L136 107H135ZM163 106V107H166V106ZM242 105H243V107H242ZM257 105V106H256ZM86 106V107H85ZM139 106V107H138ZM153 106V107H152ZM204 106V107H203ZM251 106V107H250ZM4 107V108H3ZM57 107V108H56ZM133 107V108H132ZM139 109H138V108ZM143 107H147V108H145V110L147 111V113L149 114L148 116L149 117H151L150 119H149V117H147L146 118V116L143 118V114L145 113V111H144V108ZM154 108L153 110L152 109H149V108ZM206 108L205 110L203 109V108ZM211 107V106H210ZM259 107V108H258ZM13 110L14 109V111H12V114H11V109ZM46 108V109H45ZM86 108V109H85ZM135 108V109H134ZM136 108H137V110H136ZM199 108H201V109H199ZM239 108V109H238ZM6 109H8L7 111H9V112H7L6 111ZM133 109L135 110V111H138V113L136 114L135 112H133ZM140 109H143V113L141 112H139V110ZM204 111H203V110ZM242 109V110H241ZM256 109V110H255ZM57 110V111H56ZM79 110V111H78ZM84 110V111H83ZM124 110V111H123ZM127 110H128V108H127ZM182 110V112H180ZM195 110V111H194ZM196 110L198 111L199 110V114H200V118H199V114H197V115H195V113L193 114V112L192 111H194V112H196ZM46 111H47V113H46ZM49 111V112H48ZM141 111V110H140ZM187 111V110H186ZM201 111V112H200ZM206 111V112H205ZM237 112V114H236V112ZM16 112V113H15ZM131 112V111H130ZM205 112V113H204ZM243 114H241V113ZM246 112H248V115H247V117H246ZM77 114V117H76V114ZM123 113V114H122ZM125 113H127V116H128V120H130V122L129 121H127L128 123L126 124V120H127V117H126V114ZM140 113V114H139ZM186 113V114H185ZM198 113V112H197ZM228 113V112H227ZM231 113V114H230ZM245 113V114H244ZM250 113V114H249ZM256 113V114H255ZM261 113V114H260ZM16 114V115H15ZM18 114V115H17ZM134 114V115H133ZM152 114V113H151ZM235 114V115H234ZM253 114V115H252ZM255 114V115H254ZM2 115H4V116H2ZM11 115H14V116H11ZM67 115V116H66ZM74 115V116H73ZM133 117H132V116ZM138 117H137V116ZM139 115H141V116H139ZM205 115H206V117L208 118V120L210 121V118H211V120L213 121V120H216L217 122L219 121L220 122V125H219V123H217L216 121H215V123H216V125L218 124V126L217 127H219L218 129H217V131H215L216 133H208L207 131H203L204 132V134H203V132H202V130H204V129H202L201 131L199 130L200 129V127L199 126H203L202 124L201 125H199L200 124V122L202 121V120H204L203 119V117L205 118V122L207 121L208 122V120L206 119V117H205ZM227 115H229V116H233V118L232 117H228ZM236 115H238V116H236ZM239 115H240V117H239ZM10 116H11V118H10ZM60 116V117H59ZM172 116V117H171ZM176 116V117H175ZM190 116V117H189ZM201 116H203V117H201ZM250 116V117H249ZM9 117V118H8ZM14 117V118H13ZM140 117V118H139ZM142 117V118H141ZM200 119V122H199V120H198V118ZM213 117V118H212ZM236 117V118H235ZM249 117V118H248ZM257 117V118H256ZM71 118V119H70ZM132 118H135V121L133 120V123H135V125L134 124H132L131 123V121H132ZM153 118V119H152ZM179 119L180 120V123L178 124V122H176V121H178V120H176V119ZM181 118V119H180ZM187 118H189V119H187ZM197 118V119H196ZM241 118H242V120H241ZM246 118H247V120H246ZM11 119V120H10ZM45 119L47 120V121H45ZM57 119V118H56ZM57 119V120H58ZM66 119V120H65ZM139 119V120H138ZM142 119H143V122H142ZM145 119H146V121H145ZM149 119V120H148ZM170 119V120H169ZM172 119V120H171ZM183 119V121H181ZM184 119H186V120H184ZM192 119V120H191ZM202 119V120H201ZM232 119V120H231ZM236 120V124L238 125V123H239V126H238V128H236L237 127V125L235 124V123H233V120ZM245 121H244V120ZM253 119V120H252ZM13 120V121H12ZM73 120V121H72ZM78 120V121H77ZM125 120V121H124ZM137 120H138V123H137ZM152 120H153V122H152ZM173 120H175V122L177 123H175ZM187 120L189 121V123L187 122ZM11 121H12V123H11ZM77 121V122H76ZM120 121V122H119ZM124 121V122H123ZM141 121V122H140ZM147 121H150V123L148 122V124L147 123H145V122H147ZM184 121H186V123H187V126H186V123H184ZM192 121H194V123H192ZM212 121H210V123L208 122V124H207V122H206V127H209L210 125H211V123H214V121L212 122ZM221 121H222V123H221ZM67 122V123H66ZM73 124H72V123ZM165 122V121H164ZM169 122H171V124L169 123ZM174 122V123H173ZM191 122V123H190ZM203 122V121H202ZM201 122V123H202ZM204 122V123H205ZM225 122V123H224ZM235 122V121H234ZM241 122H242V124H241ZM246 122H248V123H246ZM121 123V124H120ZM138 125H137V124ZM140 123V124H139ZM142 123V124H141ZM184 123V124H183ZM199 123V124H198ZM203 123V124H204ZM48 124V125H47ZM90 124H91V122H90ZM129 124V125H128ZM132 125V128H133V126H138L137 128H139V129H137L136 131H135V129H136V127H134L133 129L130 127L131 125ZM146 124V125H145ZM168 124H170V127L168 126ZM173 124V126H175V127H171V125ZM188 124L190 125V127H192L193 129H191L189 126H188ZM192 124H194V126H195V128L192 126ZM251 124V125H250ZM117 125V126H116ZM162 125H164V126H162ZM165 125H167V126H165ZM184 125V126H183ZM228 125V126H227ZM233 126L232 128L230 127V126ZM236 125V126H235ZM245 125V126H244ZM255 126V125H257V126H255L256 127V129H258V132H257V135L255 136V138L257 137V139H254L255 140V147H254V151H253V153L251 154L250 152L247 154V148L246 149H244V147H245V145H247V143H246V141H247V138L249 137V135H250V131H251V129H250V127L251 126ZM29 126V127H28ZM116 126V127H115ZM147 126V127H146ZM180 126H182L184 129H182V127H180ZM199 127V129H197L198 127ZM222 126V127H221ZM225 126V127H224ZM145 129H144V128ZM165 127V128H164ZM188 127H189V129H191L192 131H190L189 133H187L188 131H186V129H188ZM197 127V128H196ZM204 128H205V124H204V126H203ZM223 127H224V129H223ZM142 128V129H141ZM161 128V129H160ZM186 128V129H185ZM222 128V129H221ZM230 129L232 132H235V134L233 133V135H232V132H230L229 130H227V129ZM6 131H5V130ZM35 130V131H33V130ZM37 129V130H36ZM38 129H39V131H38ZM165 129H167V133L168 134H172V136H171V134H170V136H171V138L173 137V138H175V137H177L175 140L172 138V139H169V137L170 136H168V135H166V130ZM174 129H176V131L178 132H176ZM195 129L198 131H196L197 133H199V134H197V133H195L194 131H195ZM26 130V131H25ZM30 130V131H29ZM129 131V133H127L128 131ZM148 130V131H147ZM152 130V131H151ZM228 131V133H227V135H226V133H225V131ZM238 130V131H237ZM241 130V131H240ZM3 131V132H2ZM8 131H9V133H8ZM32 131V132H31ZM153 131H155L154 132V134H153ZM171 131V132H170ZM175 131V132H174ZM226 131V132H227ZM27 134H26V133ZM147 132H149L148 134H147ZM201 132H202V135H200L201 134ZM205 132H207L208 134H210L209 135V137H210V139H209V137H208V135H207V133H206V135H205ZM230 132V133H229ZM23 133V134H22ZM35 134V137L37 136V135H39V137H34V134ZM64 133V134H63ZM141 133V134H140ZM161 133V134H160ZM180 133V134H179ZM183 135H182V134ZM185 133H186V135L188 136V137H190L191 136V140H188L189 138L187 137V136H185ZM193 133H195L194 134V138H196L195 136L196 135H199L198 136V139L200 140H198L197 138H196V140L192 137V135H193ZM223 133L225 134V135H223ZM7 134L9 135V136H7ZM17 134H18V136H17ZM32 134V135H31ZM63 134V135H62ZM151 134V135H150ZM157 134V135H156ZM159 134V135H158ZM162 134H163V136H162ZM175 135V137H174V135ZM211 134H212V136H211ZM4 135V136H3ZM149 135V136H148ZM166 135V136H165ZM205 135V136H204ZM223 135V136H222ZM228 135H231V136H228ZM5 136H7L8 138H6ZM12 136V137H11ZM117 136V137H116ZM149 138H148V137ZM165 136V137H164ZM168 136V137H167ZM182 136V137H181ZM184 136V137H183ZM201 136V137H200ZM222 136V137H221ZM226 136V137H225ZM5 137V138H4ZM34 137V139H32ZM65 137V138H64ZM113 137V138H112ZM116 137V138H115ZM123 137H124V139H123ZM130 137V138H129ZM159 137H161L160 139H158ZM164 137V138H163ZM167 137V138H166ZM181 137V138H180ZM186 137V138H185ZM205 137V138H204ZM207 137H208V140H207ZM10 138L12 139L13 138V140L15 141H11L10 140ZM111 138V139H110ZM115 138V139H114ZM137 138H138V140H137ZM154 138H157L156 140L154 139ZM193 138V139H192ZM202 138V139H201ZM226 138V139H225ZM229 140H228V139ZM33 141H32V140ZM58 139H59V141H58ZM147 139V140H146ZM161 139H162V141H161ZM183 139V140H182ZM217 139H219L218 141H217ZM223 139V140H222ZM8 140V141H7ZM73 140V141H72ZM137 140V141H136ZM141 140V141H140ZM152 140V141H151ZM165 142H164V141ZM171 140H174V143H173V141L171 142ZM176 140H178L177 142H176ZM185 140V141H184ZM192 140H194V141H192ZM204 140V141H203ZM10 141V142H9ZM131 141V142H130ZM152 143H150V142ZM159 141V142H158ZM203 141V142H202ZM218 143H217V142ZM224 141V142H223ZM134 142V143H133ZM140 142V143H139ZM157 142V143H156ZM161 142V143H160ZM181 142V143H180ZM186 142H187V144H186ZM202 142V143H201ZM206 142V143H205ZM212 142V143H211ZM65 143V144H64ZM66 143H67V145H69V146H67L66 145ZM74 145H73V144ZM78 143V144H77ZM159 143V144H158ZM175 144V145H178V147L177 146H175V145H173V144ZM178 143V144H177ZM179 143H180V145H179ZM209 143V144H208ZM243 145H242V144ZM58 144H60V145H58ZM162 144V145H161ZM164 144V145H163ZM188 145V146H186V145ZM200 144V145H199ZM57 145L58 146H60V147H57ZM135 145V146H134ZM155 145V146H154ZM161 145V146H160ZM168 145V146H167ZM170 145V146H169ZM199 145V146H198ZM209 145V148H211L212 150H210V157L208 156V160L207 159H205L203 156H205V155H203L204 154V152H205V148L207 147V146ZM54 146V147H53ZM56 146V147H55ZM62 146V147H61ZM160 146V147H159ZM198 146V147H197ZM212 146V147H211ZM158 147H159V150H158ZM165 147V148H164ZM171 147H172V149L175 147V149H179V151H180V153H178L179 154V156L180 157H178L176 160H175V158H174V160H175V164L173 163L174 162V160L172 161L170 158H168V159H166L167 161H165V160H163V159H161V158H163L160 154L162 153H166V151L167 152H170L171 150ZM186 147H189V149H186ZM221 147V148H220ZM53 148H56L55 150H53ZM63 148H65V150H63ZM150 148H152V149H150ZM156 148H157V150H156ZM166 148H167V150H166ZM191 148V149H190ZM194 148V149H193ZM16 149V150H15ZM58 149L59 150H61V151H58ZM68 149H69V151H68ZM108 149H110L109 151H108ZM177 149V150H178ZM52 150H53V152H52ZM57 150V151H56ZM141 150L143 151H145V153H144V151L141 153ZM162 150H163V152H162ZM170 150V151H169ZM56 151V152H55ZM112 151V152H111ZM178 151V152H179ZM150 152V153H149ZM153 152V153H152ZM92 153V154H91ZM94 153V154H93ZM246 153V155H250V163L246 166V167H244L245 168V172H247L248 174V176H247V180L246 181H244L243 183H241L240 185H234V188H233V190H231L229 193H223V191H222V189L224 188L223 187V184L226 182V180L228 179V176L229 175H234V171H236V169L238 168H240V166H243V165H241V161H240V157L241 156H243L244 154ZM142 154V155H141ZM182 154V155H181ZM187 154H188V156H189V158H188V156H187ZM60 155V156H59ZM63 155H65L64 157H63ZM141 155V156H140ZM185 155H186V157H185ZM198 155V156H197ZM203 155V156H202ZM54 156V157H53ZM103 156V157H102ZM196 156V157H195ZM140 157H141V159H140ZM142 157H143V160H142ZM145 157V158H144ZM159 157H161V158H159ZM192 157V158H191ZM199 157V158H198ZM62 158L63 159H65V163H60V162H58L59 160L58 159H61L62 160ZM101 158V159H100ZM128 158V159H127ZM148 160H147V159ZM187 158V159H186ZM20 160V161H19ZM171 160V161H170ZM185 160V161H184ZM203 160V161H202ZM206 162H205V161ZM102 161V162H101ZM146 161H149L148 163H150V164H148ZM164 161V162H163ZM51 162V163H50ZM113 162V163H112ZM165 163L166 165H167V167H165L167 170H168V168H169V176H168V178L167 179H163V177L164 176H162L161 175V170H160V167H164V165L165 164H163V163ZM182 162V163H181ZM202 162V163H201ZM10 163V164H9ZM48 163V164H47ZM54 163H57V164H54ZM147 163V164H146ZM206 163V164H205ZM252 163V164H251ZM16 164V165H15ZM44 164V165H43ZM50 164H51V166H50ZM98 166H97V165ZM143 164V166L141 167V165ZM177 164V165H176ZM179 164V165H178ZM201 164V165H200ZM91 165V166H92ZM140 165V166H139ZM148 166V167H146V166ZM163 165V166H162ZM176 165V166H175ZM189 165V166H188ZM150 166V167H149ZM200 166V167H199ZM52 167V168H51ZM142 169H141V168ZM146 167V168H145ZM179 168V169H177V168ZM181 167V168H180ZM187 167V168H186ZM9 168V169H8ZM212 168V169H211ZM6 169H8V170H6ZM4 170V171H3ZM47 170L45 171L44 170V172H42L43 173V175H46L47 174ZM114 170V171H113ZM180 170V171H179ZM192 170V172H190ZM196 170V171H195ZM200 170H202V171H200ZM13 171H15V172H13ZM19 171H21V172H19ZM97 171H98V174H97ZM112 171V172H111ZM160 171V172H159ZM171 171V172H170ZM176 171V172H175ZM229 171V172H228ZM95 172H96V174H95ZM177 172H179V173H177ZM197 172V173H196ZM200 172V173H199ZM10 173V174H9ZM14 173L15 174H22V176L19 178V180H16L15 182H13L12 183V180H13V177L15 176L14 175ZM175 173H177V175L178 176H176V174ZM183 173V174H182ZM186 173V174H185ZM196 173V174H195ZM258 172L256 171V174H257ZM159 174V175H158ZM170 174H171V176H170ZM173 174V175H172ZM174 174H175V176L176 177H179V179L181 180L179 183H181V184H183V185H181V184H179L181 187H179L178 185L176 186V184L178 183V182H176L175 183V181L177 180L176 179V177L174 176ZM190 174V175H189ZM192 174V175H191ZM205 174V175H204ZM228 174V175H227ZM13 175V176H12ZM62 175V176H61ZM130 175V176H129ZM133 175H137V176H139V178H141V177H143L144 178V180H143V178H141L140 180H138L139 181V183L140 184H138V182H136V184H135V186L136 187H139L140 188V190H141V192H143V191H145V192H147V194L146 193H144V195L141 197V198H143V199H140V200H136L140 195H139V192H138V190H135L134 189V185L133 186H131V187H129V188H126L127 189V193H130L129 195V198H128V194L126 193V191L124 190V187L126 186L127 187V183H126V181L128 182V178L129 177H132ZM196 175V176H195ZM197 175H199V177H200V179L197 181L196 180V177H197ZM212 175V176H211ZM59 176H61V177H59ZM185 176H186V178H185ZM204 176V177H203ZM217 176V177H216ZM95 179H94V178ZM162 177V178H161ZM174 177H175V179H174ZM188 177V178H187ZM24 178V179H23ZM51 178V179H50ZM61 178V179H60ZM68 178V179H67ZM70 178V179H69ZM203 178V179H202ZM20 179H22V180H20ZM162 179V180H161ZM194 179H195V181L196 182H193L194 181ZM50 180H52V181H50ZM71 180V181H72ZM93 180V181H92ZM150 180V181H149ZM159 182H158V181ZM173 180V181H172ZM223 180V181H222ZM20 181V182H19ZM25 181V182H24ZM184 181V182H183ZM200 181V182H199ZM11 182V183H10ZM51 182V183H50ZM144 182V183H143ZM218 182H220V183H218ZM7 183V184H6ZM10 183V184H9ZM59 183H60V189H59ZM64 183H66V184H64ZM93 183V184H92ZM146 183V184H145ZM163 183H165V184H163ZM187 183V184H186ZM8 184H9V186H10V188H12L11 190H10V188H6V187H9L8 186ZM17 184V185H16ZM90 184V185H89ZM99 184V185H98ZM142 184V186H140ZM170 184V185H169ZM12 185V186H11ZM44 186L43 188H41V190H40V193H41V195H42V192H43V197H48V196H50V195H48L49 193H51L52 194V192H51V188L49 189V187H47V186ZM122 185H124V187L122 186ZM145 185V186H144ZM188 185V186H187ZM23 186V187H22ZM144 186V187H143ZM147 186H148V188H147ZM164 186H165V188L166 189H163L164 188ZM174 186V187H173ZM213 186H215V187H213ZM22 187V188H21ZM64 187V188H63ZM91 187V189H89ZM146 187V188H145ZM151 187H153V188H151ZM183 187V188H182ZM185 187V188H184ZM6 188V189H5ZM45 188H47V189H45ZM62 188V189H61ZM132 190H131V189ZM190 188V189H189ZM18 189V190H17ZM49 189V191H47ZM64 189V190H63ZM151 189H154V190H151ZM183 189H187L186 191H184ZM67 190V189H66ZM88 190H90V191H88ZM91 190L93 191V193L91 192ZM135 190V191H134ZM139 190V191H140ZM158 190H159V192H158ZM170 190H171V194H174V195H172L173 196V198L171 199V194H167V193H170ZM177 190L179 191V193H180V196L177 194ZM196 190V191H195ZM5 191V192H4ZM15 191V192H14ZM53 191H55V187H53ZM99 193H98V192ZM119 193H118V192ZM133 191V192H132ZM157 191V192H156ZM164 191V192H163ZM167 191H169V192H167ZM180 191H182V192H184L183 194H182V192H180ZM213 191V192H212ZM14 194H13V193ZM96 192V194L97 195H95L94 193ZM125 192V193H124ZM131 192H132V199H131ZM18 193V194H17ZM48 193V194H47ZM54 193V192H53ZM66 193V192H65ZM122 193H124V194H122ZM161 193H162V195H161ZM196 193V195H194ZM215 193V194H214ZM61 194H63L62 195V200L63 201H66V199H67V193L66 194H64L63 192L61 193ZM88 194H90L91 196H89ZM181 194H182V196H181ZM185 194V195H184ZM212 194H213V197L215 198V200H214V203H212V205L209 203V201H210V198L209 197H211V199L213 198L212 197ZM15 195V196H16ZM93 195V196H92ZM98 195V196H99ZM123 195H124V197H123ZM135 195V196H134ZM168 195V196H167ZM176 195V196H175ZM95 196V197H94ZM106 197V198H104L103 199V197ZM126 196V197H125ZM152 196H153V198H152ZM189 196V197H188ZM194 196V197H193ZM94 197V199L92 200V198ZM101 197V196H100ZM146 199H145V198ZM169 197H170V199H169ZM181 198V200H180V198ZM6 198H8V199H6ZM64 198V199H63ZM82 198V197H81ZM82 198V199H83ZM90 198H91V200H90ZM147 198L150 200H147ZM155 201H153L152 199ZM178 198V199H177ZM46 198H43V202H44V200H45ZM48 199V198H47ZM124 199V200H123ZM126 199V200H125ZM133 199H135V200H133ZM168 199V200H167ZM184 201H183V200ZM189 199V200H188ZM68 200V199H67ZM88 200V201H87ZM114 200H115V202H114ZM174 200V201H173ZM176 200H177V203H176ZM192 200V201H191ZM7 201V202H6ZM9 201V202H8ZM49 201V199L48 200H45V205H46V202L47 203H49L48 202ZM62 201V202H63ZM87 201V202H86ZM90 201V202H89ZM128 201H134L135 202V205H132V204H134V202H132V204H131V202H129L128 203ZM156 201H158V202H156ZM172 201H173V203H172ZM179 201V202H178ZM186 201V202H185ZM152 202L154 203V204H156V205H158V207L156 206V205H152ZM166 202V203H165ZM184 204H182V203ZM192 202V203H191ZM90 203V204H89ZM93 203V204H92ZM127 203V204H126ZM142 203V205H140ZM159 203V204H158ZM160 203L162 204V207L160 206ZM170 203V204H169ZM172 203V204H171ZM181 203V204H180ZM188 203V204H187ZM44 204V203H43ZM84 204V205H83ZM144 204V205H143ZM166 205V207H165V205ZM167 204H169V206H167ZM210 204V205H209ZM45 205H43L44 206V208L46 207ZM48 205V204H47ZM89 205V208L87 207ZM124 206V207H123ZM127 206V207H126ZM129 206V207H128ZM156 206V207H155ZM210 206V207H209ZM126 208V209H124L123 210V208ZM212 207V208H211ZM222 207H223V205H222ZM9 209V210H8ZM59 209V210H58ZM105 209V208H104ZM105 209V210H106ZM150 209V210H149ZM155 209H156V211H155ZM190 211H189V210ZM45 210H46V212H47V210H48V207H47V209L45 208ZM61 210H64L63 208L61 209ZM77 210H80L79 212L77 211ZM89 212H88V211ZM182 210V211H181ZM196 210V211H195ZM224 210V209H223ZM8 211H11V212H8ZM53 210H49L48 212H52ZM86 211H87V214H84V213H86ZM192 211V213H190ZM210 211H212V212H210ZM141 212V213H140ZM184 212H185V214H184ZM4 213V214H3ZM64 213H66V214H64ZM107 213V214H108ZM125 215H124V214ZM191 215V214H193L192 216V218H191V216L189 217V215ZM204 213V214H203ZM208 213V214H207ZM210 213V214H209ZM84 214V215H83ZM124 215V216H122V215ZM142 214H144V216L142 215ZM212 214V215H211ZM68 217V219H70L69 221H71V222H69L68 221V219L65 217ZM86 215H87V217H86ZM120 215V216H119ZM209 215V216H208ZM9 216V215H8ZM84 217V220H83V217ZM119 216V217H118ZM143 216V217H142ZM63 217V218H62ZM122 217V218H121ZM124 217V218H123ZM182 217V218H181ZM212 217V218H211ZM3 218V219H4ZM57 218V217H56ZM65 218V219H64ZM145 218V219H144ZM62 219H64V220H62ZM146 219H147V221H146ZM190 219V220H189ZM194 219V220H193ZM83 220V221H82ZM192 220V221H191ZM64 221V227H62V222ZM80 221V222H79ZM146 221V222H145ZM65 222L67 223V227H66V224H65ZM143 222V223H142ZM145 222V223H144ZM75 223V224H74ZM79 223V228H74L73 226L71 227V229L72 230H70V226L73 224V225H76V224H78ZM186 223H188V225L186 224ZM200 224V225H199ZM194 225H196V226H194ZM77 226V225H76ZM157 226V227H158ZM159 226V227H160ZM209 226V227H208ZM61 227H62V229H61ZM78 227V226H77ZM187 227V228H186ZM195 227V228H194ZM64 228H65V231H64ZM67 228H69V229H67ZM192 229V231L191 230H189V229ZM202 228V229H201ZM73 229H75V230H77V232H79V234H82L81 235V237H80V235L77 233H75L74 232V230ZM80 229V230H79ZM144 229V230H143ZM193 229H195V230H193ZM199 230V231H197V230ZM61 230V231H60ZM187 230H188V232H187ZM63 231H64V233H63ZM67 231H68V234L67 235H65L66 233H67ZM69 231H70V233H69ZM73 231V232H72ZM142 231V232H141ZM141 232V233H140ZM143 232H145L144 233V235L142 234ZM186 232V233H185ZM72 233L75 235V239H74V235H73V239H72ZM118 233H119V235H120V238H118ZM198 233H200V234H198ZM202 233V234H201ZM63 234V235H62ZM69 234H71L70 235V239H71V242H70V239H68V238H66L65 239V237H67ZM124 234V235H123ZM135 234H136V237H135ZM135 234H132V238L134 239V237H135V239L137 240L138 238H139V236H140V239H138L137 240V245H138V247H142V245H143V243H144V240H145V238L146 239H148L147 238V236L146 235H149V232H148V234H147V231H146V229L143 227L142 228V230L140 229L139 230V232H137V233H135ZM197 234V235H196ZM118 235V236H117ZM138 235V236H137ZM141 235H142V238H141ZM185 235V236H184ZM63 236V237H62ZM77 236V237H76ZM125 236V237H124ZM188 236V237H187ZM197 236V237H196ZM59 237L61 238L60 240H59ZM69 237V236H68ZM101 237V239H99ZM117 237V240L116 239H113V238H116ZM149 237V236H148ZM186 237V238H185ZM198 239H196V238ZM200 237V238H199ZM56 238H54V239H56ZM79 238V239H78ZM188 238V239H187ZM67 239L69 240L68 242H67ZM78 239V240H77ZM86 239V240H85ZM98 239V240H97ZM144 239V240H143ZM184 239H186V240H184ZM196 239V240H195ZM49 240H51V242L49 241ZM53 240V241H52ZM72 240H73V242L74 243H72ZM80 240H84V241H80ZM112 240H114V241H112ZM61 241V243H59ZM80 241V242H79ZM88 241V242H87ZM104 241L102 242L103 244H104ZM111 241V242H110ZM139 241V242H138ZM145 241H147V240H145ZM204 241V242H203ZM63 242V243H62ZM78 242H79V244H81L82 245V242H84V243H86V244H84L83 243V247H80V245H78ZM90 242V243H89ZM96 242H99V243H96ZM113 242V243H112ZM141 242V243H140ZM143 242V243H142ZM51 243V244H50ZM70 244H72V245H70ZM87 244H89L88 246H87ZM102 244V245H103ZM43 245V246H42ZM50 245V246H49ZM91 245V246H90ZM140 245V246H139ZM185 245V246H184ZM51 247V250L49 249V247ZM58 246V247H57ZM80 248H79V247ZM112 245H110V246H108L109 248L111 247ZM177 246V247H176ZM179 246H181V247H179ZM85 247V248H84ZM86 247H88V249L86 248ZM194 247V248H193ZM53 248V249H52ZM83 250H82V249ZM89 248L91 249L92 248V250H90L89 251ZM64 249V250H63ZM79 249L81 250V251H79ZM93 249H94V251H93ZM106 249H107V247H106ZM183 249H186V250H183ZM49 250V251H48ZM66 250V251H65ZM12 251V252H11ZM99 251V252H98ZM192 251V252H191ZM34 252V253H33ZM53 253V255H52V253ZM64 252H65V254H64ZM69 252V253H68ZM88 252H91V253H89V254H87ZM5 253V252H4ZM13 253V254H12ZM32 253V254H31ZM71 253V254H70ZM78 253V254H77ZM109 253V252H108ZM153 253H154V251H152V255H153ZM183 253V254H182ZM204 253H206V254H204ZM15 254V255H14ZM34 254H35V256H34ZM111 254V255H110ZM115 254H116V252L114 251L113 253H109V256L107 255V257H106V254H104V256H102V258L100 259V260H103V262L102 261H100L98 258H96L95 260L96 261H94V264H100L101 262V264H104L105 262H104V260L107 262V264H109L110 262V260H111V258L110 257H115ZM150 254V253H149ZM177 254V255H176ZM186 254H187V256H186ZM34 257H33V256ZM67 256V257H65V256ZM103 255V254H102ZM151 255V254H150ZM178 255H180V257H178ZM1 256V255H0ZM3 256V255H2ZM14 256V257H13ZM30 256L32 257L31 258V261H30ZM72 256V257H71ZM81 256H83V257H81ZM146 256V255H145ZM147 256H148V254H147ZM147 256H146V258H147ZM156 256V255H155ZM13 257V258H12ZM70 257V258H69ZM153 259H155V257H153V256H151ZM221 257V256H220ZM62 258V259H61ZM106 258V259H105ZM110 258V259H109ZM175 258V259H176ZM18 260V262H16L17 260ZM29 260V261H26V260ZM51 259V260H50ZM64 259V260H63ZM67 259V260H66ZM107 259H109V261H107ZM112 259H114V258H112ZM131 259V257L129 256H127V258H126V264H134V263H132V262H130V261H128V260H130ZM225 257H224V261H225ZM48 260H50V261H48ZM156 260V259H155ZM174 260V261H173ZM22 261H24V263H22ZM63 261V262H62ZM29 262V263H28ZM33 262H35V263H33ZM62 262V263H61ZM64 262V263H65ZM224 263V262H223ZM19 264V263H18ZM85 264H86V262H85ZM88 264V263H87ZM106 264V263H105ZM140 264H142V262H140Z\"/></svg>",
	"mask_w": 264,
	"mask_h": 264
},
{
	"label": "bare ground",
	"instance_id": "6f19581e",
	"mask_svg": "<svg viewBox=\"0 0 264 264\" xmlns=\"http://www.w3.org/2000/svg\"><path fill=\"white\" fill-rule=\"evenodd\" d=\"M33 1V0H32ZM40 1V0H39ZM68 1V0H67ZM85 1H87V0H85ZM93 1V0H92ZM97 1V0H96ZM95 1V2H96ZM105 0H103V1H99V2H104ZM110 1V0H109ZM114 1V2H113ZM113 1H110V2H113L114 4H116V9H117V11L118 12H115V14L117 13V16H119V14H121V13H119L121 10H122V8L125 10V8H126V6L125 7H123L124 6V3H125V1L126 0H122L124 3L122 4V2L120 1V0H113ZM115 1H116V3H115ZM118 1H120V3H118ZM129 1V0H128ZM132 2H133V0H131ZM192 1H195V2H198L199 3V1H197V0H145L144 2L143 1H141V3H143L141 6H142V8H140V6H139V8L138 7H136V9H138V10H136L137 12H138V14H135V16H136V20H137V17H138V15H139V13L141 14V12H142V14H144L145 13V16L143 15V17H145V18H147V17H149V20L148 19H146V24H145V21H143V24H145L146 26H143V24H141V26L140 27H144V28H142V30L143 31H147L146 32V35H144L145 33L141 30V28H135V27H133V29H134V32H137L136 34H137V37L136 36H133L135 39H130V40H135V44L133 43V42H131V43H133L134 44V50H133V52L132 53H136L134 56L136 57L137 56V51L138 50H149V49H151L152 48V46L153 45H156L155 46V48L157 49V53H158V49H163L164 48V46L165 47H168L167 49H171V48H174L175 46V48H176V51H177V49H180V51H182V49L181 48H179L180 46H182L183 47V49H184V46H183V44L184 45H187V43L185 44L183 41H184V39H185V37L187 38V41H193L192 39L194 38V42H193V44H195V46H197V49H196V59H195V61L193 60V64L191 63V62H189L190 64H192V66H194V67H192V66H188L187 67V69L185 68V71L187 70H190L191 69V67H192V69H191V71H188L189 72V74H188V72L186 73H180V70L182 71L183 70V68L184 67H182V65L184 64V65H187L188 64V62H187V64L185 63L187 60L188 61H190L189 59H191V57H192V49L193 48H189V47H191V44H192V42H190L188 45H190V46H188V49L191 51V52H189L190 53V57H189V53H188V51H187V54L185 55V53L186 52H184V51H186V48L183 50V53L182 52H180V51H177V52H180V55H181V57L182 58H187L186 59V61L184 62L183 60L184 59H182L180 56H179V58H177V59H179V61H177V62H175L174 64L175 65H171V68H170V72H167L166 73V71H165V74H164V72L163 71H161L162 73H163V76L161 75L162 73L160 72V70H162L161 69V63H163L162 61H163V59H162V61H160L159 60V58H161L163 55L165 56V53H167V50H165L164 52L165 53H162L163 51L160 49L159 51H162L161 53L162 54H157V55H160L161 57H159L158 56V58H157V56H156V49L154 50V49H152L154 52H155V56L154 55H152L151 56V58L150 59H152L153 60V58L154 57H156V59H158L157 61H154V62H151V60L149 59V58H147V57H145V59H147L146 61L148 62V60H149V62H151V65L149 64V63H147L149 66V68H145L146 67V63L144 62H141V61H143V60H140V55L139 56H137V57H139V58H133V60L131 59L132 57L131 56H133V54L129 57V59H128V57H125L124 55V57L125 58H127V60H132V62H131V64H127V63H130L129 61H127L124 57V59L127 61H125V60H121V59H123V58H121V59H119V57L117 56V55H119V53H118V51H117V53L118 54H116V56L118 57L117 58V60H119V62H123V64H121L122 65V67H123V72L126 74V78L127 79H122L124 76H125V74H124V76L122 77L120 74H119V72H118V74L122 77H120L119 75H117V73L116 74H114V75H116L117 77H120L119 78V82H120V80H123V82L122 83H118L117 81V77H114L117 81L115 82V84L116 83H118V86L119 85H121V86H123V83H124V87L126 86V84L128 85V87L126 86V88H123V90H124V92H126V94H127V91L129 92L127 95H132L134 92H136L137 93V96H134L135 98H134V101H137V99L139 100V97L142 95V94H140L139 95V93H140V91H139V93H138V90H137V88L139 87H137V85H142L141 83H145L146 82V80L149 78H145L144 77V79L142 80V76H143V74L145 73V72H147V71H143V70H151L152 72H153V76L155 75L154 74V72L156 73V75L154 76V77H152L155 81H153L152 82V86H151V89H152V91H151V94L149 95V96H147V98H146V96H144L145 98H146V100L144 99V97H143V95L144 94H146L147 95V91L145 92V90L143 89V92H141V93H143V95H142V97H141V99H140V101H142V98L144 99V101H145V103H146V101H148V97H150L151 96V98H152V95H153V100L155 101V100H157V101H160V100H164V102H166L167 103V105H165V103L164 102H161V103H158L159 104V106L162 108V110L160 111V109L159 110H156L155 111V109L154 108H156V104H157V102H156V104H155V107L153 108L154 109V111H148V113L150 114V116L152 117H154L155 118V120H154V122H153V120H152V122H153V124L151 123V125L154 127V128H152L153 130H159L158 128V126H161V124L159 125V122H162L163 120V118L165 119L164 121H163V124H165V123H168V122H166V121H168L167 119L169 118V116L170 115H173L174 116V113H177L176 111L179 109L178 107V104H177V97L179 98V95L181 94L182 95V93L184 92V97L186 98V95L185 94H188L189 93V91H190V87H189V89L187 88L189 85H191L192 87L194 86V85H197L198 83L197 82H194V83H196V84H194L193 85V81H195L194 79L197 77L198 78V80H199V78L201 79V81H202V79H203V81H206L207 79L209 80H207L206 82H201V83H203V87H204V91L206 92V91H208L209 92V90H210V88H209V85H210V83H212L213 82V84H214V77L212 78V79H209V77L211 78L212 76H211V74L209 75L208 74V76H207V74L205 73V69H204V67H203V64L205 65L206 63H204V60L206 61L208 58H210V57H214V56H216V55H214V52H212V51H208L207 52V55L205 56V54L204 53H202L199 49V46H201L202 44H204V43H202L201 44V42H200V39L198 40L196 37V35H194L193 33L195 32V30H196V26L194 27V22L192 21V16H190V11L189 12H187V9L186 8H188L189 9V7L192 5ZM206 1V0H205ZM235 1L236 0H234V3H235ZM239 0H237V2H238ZM244 1V0H243ZM80 2H82V0L80 1ZM84 2V1H83ZM89 3H91V0L90 1H88ZM108 2V1H107ZM131 2V3H132ZM219 2V1H218ZM226 2H229V1H227L226 0ZM230 2H232V1H230ZM32 3V2H31ZM34 3V2H33ZM32 3V4H33ZM37 3V2H36ZM35 3V4H36ZM39 3V2H38ZM102 3H96L97 5H101ZM126 5H128V2L126 1ZM133 3H135V5L137 6L138 5V0H137V3H136V1L134 0V2ZM131 4V5H134V4ZM197 3V4H198ZM206 3V2H205ZM223 3V2H222ZM249 4H251L252 3V1H250V2H248ZM24 4H25V2H24ZM24 4H22V5H24ZM29 4V3H28ZM40 4V3H39ZM78 5H80V6H78V7H81L82 5L80 4V3H77ZM92 4V3H91ZM104 5L106 4V3H103ZM108 4H110L109 6H111V5H113V4H111V3H108ZM129 4H130V1H129ZM139 4H140V2H139ZM195 4V3H194ZM197 4H195L196 6H197ZM215 4L216 3H214V6H212L213 5V3H211V2H209V4H207L205 7H203V9H201V10H204L205 8H208L209 9V11H208V9H207V12L212 16V13L210 12V9L213 11V10H215V11H213V12H218V14H219V11L221 10H216V6H215ZM244 4H246V3H244ZM21 5V6H22ZM25 5H27V4H25ZM24 5V6H25ZM46 5H48V4H46ZM104 5H102L101 7H103ZM131 5H130V10H131ZM200 5V8H202L201 7V3L199 4ZM205 5V4H204ZM228 5H231V4H228ZM237 5V4H236ZM246 5H248V4H246ZM70 6H71V4H70ZM90 6V8L91 9H93L92 7H91V5H89ZM106 6V5H105ZM105 6H104V9H105ZM113 6H115V5H113ZM112 6V8H111V10H113V8L115 9V7H113ZM129 6V5H128ZM231 6H233V5H231ZM243 5H241V7H242ZM251 6V5H250ZM253 6V5H252ZM29 7H30V5L28 6V7H26L27 9H29ZM33 7V6H32ZM38 7V6H37ZM41 7V6H40ZM85 6H84V4H83V8L81 7V9L80 8H78V10H77V8H76V12H78L77 14H79V17L81 16H83L84 17V11L83 10H85V9H88L89 7L86 5V8H84ZM88 7V8H87ZM98 7V9L97 10H91V12H90V10H86L85 11V13L88 11V15L90 14V19H89V16L88 17H86V19H85V21H83L82 22V20H84V18L82 19V18H79V19H82V20H79V21H81V23H80V26H79V28H76L77 30L78 29H80L79 30V35H80V38H81V40L79 39V41H78V37H76L75 38V34L78 32L77 30V32L75 33L74 31V29H75V27H74V29H73V34H74V38L75 39H77V41H75V42H77V43H75V45H77L78 44V42H82L81 44L83 45L84 43H86V42H88V43H86V45H88V46H86V45H84V47L82 46V45H79V46H82V48H83V51H81V47L80 48H78V45H77V48H78V51H79V49H80V51H81V53L79 52V55L80 54H82V59H83V63H86L87 65L88 64H93V62H94V64L97 62V63H99V64H102V63H100V62H103L102 60H104L105 59V56H104V54L102 55V53H103V51H102V53L100 54L101 55V57H99V60H93V57H94V59H95V55H94V52L95 51H97L98 52V50L99 49H101L103 46L101 45V40L99 41V38L100 37H98L97 35H95V33H93L94 31L93 30H95V28L93 27L94 25V22L95 21H97V20H99V21H101V18H102V16L105 14L104 12V14L102 15V11H101V9H100V6H97ZM107 7V6H106ZM224 7V6H223ZM239 7H240V5H239ZM240 7V8H241ZM261 7H263V5L261 6ZM258 8L259 10H261L262 8ZM15 8V7H14ZM17 8V7H16ZM15 8V10H19L18 8L16 9ZM24 9H25V7H23ZM23 8H21V9H23ZM75 8V7H74ZM73 8V10H75ZM89 8V9H90ZM108 8V7H107ZM106 8V9H107ZM129 8V7H128ZM196 8H198V14H200V8L197 6V7H195L193 10L196 12ZM218 8V7H217ZM248 8H251V7H248ZM6 9V8H5ZM8 9V8H7ZM6 9V10H7ZM13 9V8H12ZM72 9V8H71ZM80 9V10H79ZM95 9V8H94ZM110 9V8H109ZM109 9H107L108 11H109ZM132 9H133V7H132ZM135 9V8H134ZM134 9H133V11H134ZM139 9H141V12L139 11ZM223 9V8H222ZM232 9V8H231ZM239 9V8H238ZM242 9V8H241ZM245 9V8H244ZM258 9L257 10H255V11H258ZM37 10H39V9H37ZM99 10V11H98ZM111 10L109 11V12H111ZM124 10H122V13L124 12ZM127 10V12L128 11H130V10H128V9H126ZM126 10H125V13H126ZM143 10V11H142ZM225 10V9H224ZM243 10V9H242ZM40 11V10H39ZM136 11H134V13L136 12ZM193 11V13H195ZM206 11V10H205ZM240 11V10H239ZM244 11V10H243ZM242 11V12H243ZM245 11H247V8H246V10ZM243 12V17L245 16V19H248L249 20V23H251V20H250V18H251V15L250 16H246L247 14H248V12ZM248 11H249V9H248ZM7 12V11H6ZM9 12V11H8ZM7 12V13H8ZM11 12V11H10ZM34 12V11H33ZM36 12H38V11H35L34 13H36ZM48 12V11H47ZM130 12H132V11H130ZM136 12V13H137ZM179 12V13H178ZM221 12V11H220ZM232 12V11H231ZM250 13H251V11H249ZM262 12V11H261ZM17 13V12H16ZM125 13H123L124 15H125V17L126 18H128L129 19V17L130 16H126L127 15V13L125 14ZM177 13L179 14V16L177 15ZM192 13V12H191ZM193 13H192V15H193ZM197 13H195V14H197ZM203 13H204V11H203ZM222 13H223V11H222ZM229 13V12H228ZM245 13V14H244ZM253 13H255V12H253ZM258 13V12H257ZM70 14H71V16H72V11H70ZM74 14V13H73ZM83 14V15H82ZM87 14V13H86ZM107 14H108V12H107ZM107 14H106V18H107ZM114 14V13H113ZM131 14V13H130ZM129 14V15H130ZM141 14V15H142ZM165 16H164V15ZM205 14V13H204ZM214 14V13H213ZM218 14H215V17L216 18H214L213 19V21H212V18H211V21H210V23L209 22H206V18H205V23L206 24H204V26L206 27V25H207V29L210 27V29H212V30H210V32L211 33H213L214 35H215V39H214V37L212 38L211 36H210V38L208 39L209 41L210 40H214V41H217V43L216 44H218V47H216L215 49H216V51H215V53L216 54H221L220 56L219 55H217V56H219V58L221 57V58H224V56H225V52H226V48H228L227 46L225 47L224 46V40L225 39H223V38H225L226 36H228V37H230V38H232L230 41H231V43H232V40H234V47L236 48H238V52L240 53V56H239V58H242L241 60H240V63L243 65V67H240L241 69H242V71H243V75H244V73H245V76L247 75H250V72H251V74H252V71H250V68H256L258 65H254V62H255V64H257V62H258V60H259V58H260V55H257V53H258V51H257V46L254 44V42H253V32H251V31H253V30H251L250 31V29H247L246 31H245V33L243 32V31H241V29H240V31H239V29H238V27L237 28H234V27H232L231 28V26H233V24L235 23H229V22H231L230 20L232 19V17L229 15V14H227L228 15V20H226L225 18V22H222V20H223V18H221V19H219L218 17H223V16H218ZM224 14H226V13H224ZM224 14H222V15H224ZM238 14V13H237ZM241 14V13H240ZM36 15V14H35ZM102 15V16H101ZM110 15V14H109ZM140 15V16H141ZM201 15V14H200ZM217 15V16H216ZM242 15V14H241ZM240 15V16H241ZM115 16V15H114ZM117 16H115V17H117ZM139 16V17H140ZM164 16V17H163ZM202 16V15H201ZM207 16V15H206ZM225 16V15H224ZM240 16H238V17H240ZM4 17V16H3ZM18 17V16H17ZM37 17V16H36ZM73 17L74 18H72L73 19V21H74V23H75V21L76 20H74V19H77L76 17H77V15L75 16V15H73ZM143 17H140L141 19L143 18ZM178 17V18H177ZM179 17H180V19H179ZM199 17V16H198ZM198 17H196L195 16V18H198ZM208 18H210L209 16H207ZM213 17V16H212ZM227 17V16H226ZM18 18H20V17H18ZM43 18H44V16H43ZM88 18V19H87ZM92 18H93V20H94V18H95V20L93 21L92 20ZM108 18H109V16H108ZM107 18V19H108ZM112 18H113V15H112ZM131 18V17H130ZM191 18V19H190ZM194 18V19H195ZM234 18V17H233ZM253 20H252V25L253 24H259V25H261L260 24V21L262 20L263 21V16L261 15V16H258V15H256V14H254L253 15ZM1 19V18H0ZM106 19V20H107ZM110 19V18H109ZM114 19V18H113ZM112 19V20H113ZM117 19H119L118 17H117ZM116 19V20H117ZM122 19V18H121ZM120 19V20H121ZM202 19V18H201ZM15 21H16V18L14 19ZM18 20H20V19H18ZM36 20H37V18H36ZM88 20V21H87ZM91 20L93 21V24H92V22H91ZM115 20V19H114ZM127 20V19H126ZM139 21H140V19H138ZM142 20H144V18L142 19ZM198 20V19H197ZM208 20V19H207ZM238 20V19H237ZM239 20H241V19H239ZM3 21V20H2ZM13 21V20H12ZM21 22H23L22 20H20ZM38 21V20H37ZM41 21H42V19H41ZM99 21H98V25L97 26H100L99 25ZM129 21V20H128ZM138 21V22H139ZM195 21V20H194ZM199 21V20H198ZM202 21V20H201ZM221 21V22H220ZM224 21V20H223ZM233 21V20H232ZM235 21V20H234ZM242 21V23H244V22H246L244 25L245 26H248L247 25V20L246 21H244L243 19L241 20ZM261 21V22H262ZM76 22H78V21H76ZM107 22V21H106ZM117 22V21H116ZM264 22V21H263ZM14 23V22H13ZM25 23V22H24ZM27 23V22H26ZM46 23V22H45ZM79 23V22H78ZM101 23V22H100ZM104 23V22H103ZM126 23H128L127 21H126ZM126 23H123L122 22V24H124V25H126ZM135 23V22H134ZM238 23H240V22H238ZM22 24V23H21ZM107 24V23H106ZM105 24V25H106ZM111 24V23H110ZM129 24V23H128ZM127 24V26L129 27V29L131 28L129 25ZM130 24H132V23H130ZM135 24H138V23H135ZM135 24H133V25H135ZM139 24V25H140ZM236 24V23H235ZM14 25L17 27L18 25H19V22H15L14 23ZM76 25V24H75ZM108 25V24H107ZM111 25H113V24H111ZM110 25V26H111ZM119 25H121V23L119 24ZM119 25H118V23H117V29L119 28ZM197 25V24H196ZM250 25V24H249ZM259 25H258V27H259ZM0 26H1V24H0ZM77 26V25H76ZM104 26V25H103ZM102 26V27H103ZM123 25H121L120 27H122ZM202 26V28H203V24L201 25ZM242 26V25H241ZM251 26V25H250ZM263 26V25H262ZM22 28L21 26H18V28ZM32 27V26H31ZM34 27V26H33ZM107 27V26H106ZM108 27H109V25H108ZM112 27V30L114 29V28H116V27H113V26H111ZM124 27V26H123ZM128 27H124V29H126L127 31L129 30L128 29ZM136 27H137V25H136ZM163 27H167L166 28V30H164L167 34H165L164 35V31H163ZM240 27V26H239ZM249 27V26H248ZM252 27V26H251ZM254 27V26H253ZM252 27V28H253ZM18 28H15V30H18ZM110 28V27H109ZM199 28H201V27H199ZM205 28V29H206ZM243 28V27H242ZM247 28V27H246ZM255 28V27H254ZM257 28V27H256ZM264 28V27H263ZM31 29V28H30ZM97 29V33H99V31H101V29L98 31V28H96ZM120 29V28H119ZM118 29V30H119ZM123 29V30H124ZM132 28H131V30H133ZM137 29V30H136ZM204 29V30H205ZM206 29V30H207ZM261 29V28H260ZM39 30V29H38ZM43 30V29H42ZM109 30V29H108ZM114 30H116V29H114ZM122 30V31H123ZM131 30H129V31H131ZM140 30V32H138ZM202 30V29H201ZM256 30V29H255ZM254 30V31H255ZM259 30V29H258ZM19 31V30H18ZM22 31H24V30H22ZM70 31V30H69ZM96 31V30H95ZM110 31H111V29H110ZM109 31V32H110ZM122 31H120V33H122ZM162 31V32H161ZM170 31V32H169ZM197 31V30H196ZM261 31V30H260ZM263 31V30H262ZM42 32V31H41ZM55 32H57V33H59L60 34V32H58L57 30L55 31ZM54 32V33H55ZM112 32V31H111ZM110 32V33H111ZM117 32H119V31H117ZM132 32V31H131ZM143 32V34H140V33H142ZM157 32L158 33H161V35H160V37H159V34H158V37L157 38H155V36H154V38H155V40L154 39H152L153 37V35H156L157 34ZM164 32V33H163ZM209 32V31H208ZM210 32L209 33H207V34H209L210 35ZM90 33H92V34H94L95 35V37H97V42H99V47H97V42H96V40H95V42L93 41V43H92V40L95 38L93 35H91L90 36ZM101 33V32H100ZM113 33L114 34H116L114 31H113ZM138 33H139V35H138ZM203 33V32H202ZM256 33V32H255ZM264 32H262V34H263ZM53 34V33H52ZM51 34V35H52ZM112 34V33H111ZM110 34V35H111ZM118 34V33H117ZM126 34V33H125ZM125 34H122V35H124V39L123 40H125ZM133 34V33H132ZM132 34H130V35H128V37L129 36H131ZM135 33L133 34V35H136ZM199 34H200V32H199ZM239 34H241V36H239ZM51 35H49V37L48 38H50V36ZM78 35V34H77ZM76 35V36H77ZM85 35V38L83 37ZM103 35V34H102ZM126 35V36H127ZM143 35V36H142ZM193 35H194V37H193ZM208 35V36H209ZM22 36V35H21ZM87 36H88V38H87ZM94 37L93 39H90V37ZM120 36H121V34H120ZM119 36V38H122V36L120 37ZM140 36H142V37H140ZM144 36H146V38L144 37ZM199 36V35H198ZM202 36V35H201ZM207 36V35H206ZM259 36V35H258ZM264 36V35H263ZM83 37V38H82ZM108 37V36H107ZM112 37H113V35H112ZM111 37V40L113 41V38ZM116 37V36H115ZM144 37V38H143ZM253 37V38H252ZM14 38V37H13ZM22 38V37H21ZM73 38V39H74ZM106 38V37H105ZM117 38V37H116ZM191 39V40H189V39ZM199 38V37H198ZM207 38V37H206ZM216 38L218 39V40H216ZM2 39V38H1ZM74 39V40H75ZM82 39H84L86 42H84L83 43V40ZM103 39V38H102ZM260 39V38H259ZM263 39V38H262ZM262 39H261V41H262ZM52 40V41H51ZM105 40V39H104ZM103 40V41H104ZM108 40V39H107ZM118 40V38L117 39H115L114 40V42L115 41H117ZM152 40H154L155 42H153V45L151 46V44H152ZM13 41V40H12ZM16 41V40H15ZM49 41H51V43H49V44H52V45H50V46H52V51L53 50H55L56 48H58V52H59V54L60 55H63L64 56V54L63 53H65L64 52V50H63V53H60V51H62V49H63V47L61 46V44L62 43H64V37L63 36H61V34L60 35H56V33H55V35L53 36V39H50ZM120 41V40H119ZM162 41V42H161ZM186 41V40H185ZM205 41V40H204ZM17 42V41H16ZM121 42V41H120ZM183 42V44L181 45V43ZM206 42H208V41H206ZM258 42V41H257ZM256 42V43H257ZM22 43V42H21ZM79 43V44H80ZM92 43V44H91ZM109 43V42H108ZM110 43H112V42H110ZM116 43L117 42H115L114 44H115V46H116ZM126 43H128V41L126 40ZM126 43H122V44H126ZM130 43V45L128 46L127 45V48L125 49L126 50V52L125 51H123L124 50V46L125 45H120L119 44V42L117 43V45H118V47H119V45L121 46L120 48H123L122 49V51L126 54L127 53V51L129 50L130 51V49H131V44ZM165 44V45H163V44ZM209 43V42H208ZM210 43H211V41H210ZM8 44V43H7ZM18 44V43H17ZM103 44V43H102ZM113 44V45H114ZM163 45L162 47H159V45ZM192 44V45H193ZM213 44H215L214 42H213ZM20 45V44H19ZM24 45V44H23ZM22 45V46H23ZM102 47H101V46ZM168 45V46H167ZM180 45V46H179ZM236 45H238V46H236ZM17 46V45H16ZM49 46V45H48ZM49 46V47H50ZM62 47V48H60L59 49V47ZM85 46H86V48H85ZM108 46V45H107ZM111 46V45H110ZM177 46H179V47H177ZM209 46L211 47V45L209 44ZM214 46V45H213ZM229 46H230V44H229ZM92 49H91V48ZM101 47V48H100ZM104 47H105V45H104ZM103 47V48H104ZM114 47V46H113ZM129 47H130V49H129ZM171 47V48H170ZM192 47H194V46H192ZM262 47V46H261ZM21 48V47H20ZM48 48V47H47ZM51 48V47H50ZM55 48V49H54ZM95 48V49H94ZM97 48H99L98 50H97ZM115 48V47H114ZM154 48V47H153ZM174 48V49H175ZM209 48V47H208ZM236 48V49H237ZM4 49V48H3ZM14 49H15V47H14ZM18 49V48H17ZM16 49V50H17ZM26 49V48H25ZM110 49V48H109ZM115 49H117V48H115ZM164 49H166V48H164ZM195 49V48H194ZM206 49V48H205ZM210 49V48H209ZM236 49H234V50H236ZM23 50H24V48H23ZM40 50V52H42L41 51V49H39ZM117 50H119V48L117 49ZM171 50H173V49H171ZM212 50H214V49H212ZM231 51H232V48L230 49ZM233 50V51H234ZM7 51V50H6ZM55 51H57V50H55ZM108 51V50H107ZM115 51V50H114ZM129 51H128V54H129ZM139 51V52H140ZM141 51V52H142ZM151 51V50H150ZM150 51H147V52H150ZM176 51H174V52H176ZM195 51V50H194ZM206 51V50H205ZM204 51V52H205ZM261 51V50H260ZM263 51H264V48H263ZM3 52H4V50H3ZM1 53V55L2 54H5V52L4 53ZM24 52V51H23ZM48 52V51H47ZM104 52H105V50H104ZM109 52V51H108ZM112 53H114L113 51H111ZM110 52V53H111ZM121 52V51H120ZM122 52V53H123ZM140 52V54L142 55H144V51H143V53H141ZM170 52V51H169ZM168 52V53H169ZM176 52V55L174 54L171 58L169 57V55H168V53L166 54L167 55V57L168 58H170V60L172 59V62H173V59H175L176 57H178L177 56V53ZM230 52V51H229ZM236 52V51H235ZM25 53V52H24ZM23 53V54H24ZM33 53V52H32ZM52 54H53V58H52V60H54V56H56V53L54 54V51L53 52H51ZM50 53V54H51ZM107 53V52H106ZM153 52H151V54H152ZM171 53V52H170ZM169 53V54H170ZM172 53H173V51H172ZM171 53V54H172ZM183 55H182V54ZM232 53V52H231ZM260 53V52H259ZM96 54V53H95ZM98 54V53H97ZM131 54V53H130ZM145 54H148V53H146L145 52ZM150 54V53H149ZM263 54V53H262ZM35 55V54H34ZM113 55H115V54H113ZM179 55V54H178ZM184 55L185 56H187V57H184ZM194 56H195V54H193ZM226 55H228V53L226 54ZM232 55H234V54H232ZM236 55V54H235ZM59 56V55H58ZM97 56H99V55H97ZM104 57V59H100V58H103ZM111 56V55H110ZM120 56H121V53H120ZM126 56H128V55H126ZM176 56V57H175ZM194 56H193V59H194ZM238 56V55H237ZM3 57V56H2ZM24 55H23V60H24ZM34 57V56H33ZM32 57V58H33ZM52 57V56H51ZM61 57V56H60ZM108 57H109V55H108ZM107 56H106V59L108 58ZM114 57V59H115V56H113ZM112 57V58H113ZM141 57H143V56H141ZM150 57V56H149ZM175 57V58H174ZM188 57H189V59H188ZM206 57V58H205ZM226 58H227V56H225ZM229 57V56H228ZM50 58V57H49ZM64 58V57H63ZM67 58V57H66ZM110 58V57H109ZM112 58L110 59L111 61H112ZM168 58H167V61H169L168 60ZM218 58V59H219ZM230 58V57H229ZM233 58V57H232ZM25 59H29V57H28V55H27V58H25ZM58 59H59V57H58ZM105 59V60H106ZM135 59H136V61H138V63L135 61ZM143 59V58H142ZM155 59V58H154ZM211 59V58H210ZM214 59H216V58H214ZM218 59H216V61L218 60ZM258 59V60H257ZM32 61H33V59H31ZM47 60V59H46ZM49 60V59H48ZM66 60V59H65ZM108 60V59H107ZM109 60V61H110ZM165 60H166V56H165ZM164 60V61H165ZM180 60H182V61H180ZM209 60V59H208ZM222 60V59H221ZM220 60V61H221ZM236 60V59H235ZM237 60L239 61V59L237 58ZM6 61V60H5ZM12 61V60H11ZM27 62L29 61V60H26ZM55 61V60H54ZM59 61V60H58ZM108 61V62H109ZM115 61H116V59H115ZM134 61V62H133ZM145 61V60H144ZM175 61H176V59H175ZM192 61V60H191ZM215 61V60H214ZM213 60H212V62H211V64L214 62ZM219 60H218V62H220ZM223 61H224V59H223ZM237 61V62H238ZM8 62V61H7ZM60 62V61H59ZM104 62H106V61H104ZM103 62V63H104ZM118 62V61H117ZM116 62V63H117ZM121 62V63H122ZM158 62V63H157ZM161 62V63H160ZM171 61H169V63L171 64L172 63ZM179 62H183L182 63V65H180L179 64ZM225 62V61H224ZM223 62V63H224ZM30 63V62H29ZM58 63V62H57ZM96 63V65H98ZM115 63V64H116ZM137 63V64H136ZM155 63V64H154ZM168 63V62H167ZM222 63V62H221ZM229 63H230V61H229ZM235 63H236V61H235ZM240 63H238V65L240 64ZM259 63H261V60H260V62ZM0 64H2V63H0ZM5 64V63H4ZM61 64V63H60ZM64 64V63H63ZM93 64V65H94ZM107 63H105V65H106ZM109 64V63H108ZM111 65H114L112 62L110 63ZM109 64V65H110ZM124 64H127V66H123ZM143 64H146L145 66H143ZM169 64V65H170ZM173 64V63H172ZM189 64V65H190ZM210 64V65H211ZM234 64V63H233ZM18 65V64H17ZM23 65V64H22ZM24 65H26V64H24ZM23 65V66H24ZM55 65V64H54ZM59 65V64H58ZM92 65V66H93ZM103 65V64H102ZM121 65L120 64H118V65H116L117 66V68H118V70L117 71H120L121 72ZM163 65V64H162ZM169 65H168V68H169ZM207 65H208V63H207ZM209 65V66H210ZM213 65H214V63H213ZM215 65H216V63H215ZM218 65V64H217ZM230 65V64H229ZM236 65H237V63H236ZM242 65H240V66H242ZM253 65L255 66V67H253ZM6 66H8V65H6ZM21 66V65H20ZM28 66H30V65H27V67ZM57 66V65H56ZM108 65H106V67H107ZM133 66V67H132ZM167 66V65H166ZM223 66V65H222ZM231 66V65H230ZM250 68H249V67ZM252 66V67H251ZM1 67V66H0ZM32 67V66H31ZM49 67V66H48ZM52 67V66H51ZM60 66H58V68H59ZM62 67V66H61ZM64 67V66H63ZM95 68H97L96 66H94ZM103 67H105V66H103ZM109 67L110 66H108V69H109ZM130 67H132V70L130 69ZM219 67H221V66H219ZM219 67H217V68H219ZM232 67V66H231ZM234 67V66H233ZM237 67V66H236ZM239 67V66H238ZM237 67V68H238ZM5 68V67H4ZM8 68V67H7ZM25 68V67H24ZM84 68H86L85 66H84ZM112 68V67H111ZM116 68V67H115ZM116 68V69H117ZM125 68H127V69H125ZM189 68V69H188ZM206 68V67H205ZM216 68V69H217ZM223 68V67H222ZM222 68L220 69V70H222ZM230 67L228 66V68H226L225 69V71L227 70V72H229V75L231 76V68L229 69ZM62 69H66L65 67L64 68H59L56 72H58L59 70H62ZM87 69V68H86ZM88 69H90V68H88ZM88 69L86 70V72L88 71ZM114 69V68H113ZM119 69H121V70H119ZM224 69V68H223ZM234 68H232V70H233ZM236 69V68H235ZM234 69V70H235ZM239 69V68H238ZM237 69V70H238ZM241 69H239V70H241ZM11 70V69H10ZM17 70V69H16ZM15 70V72H16V77H18V79H19V81L17 80V81H15L14 82V80L15 79H12V81L13 82H11V81H9L8 79H5V76H3L2 77V79L4 78L5 79V81H3V82H0V86H2V87H5V97L4 98H8L9 96H11L13 93H15L16 91H18L19 89H20V87L21 86H23V87H25V84L24 85H22L23 83H22V79L21 78H19V76H17V71ZM25 70V69H24ZM48 70V69H47ZM81 70L83 71V69L81 68ZM94 70V69H93ZM95 70H97L98 71V74H99V83H96V85L97 84H99V86H101V82H103V84H104V86H108L107 87V90H108V88L110 87V85H107L108 84V81H107V77H109V81H110V73L113 71V70H111L110 69V73H107L108 71H107V69L106 68H102V66L100 67V65L98 66V69H95ZM115 70V69H114ZM125 70H127V72L125 71ZM168 71H169V69H167ZM234 70H233V72H234ZM3 71V70H2ZM26 71V70H25ZM29 71V70H28ZM51 71V70H50ZM91 70H89L88 72H90ZM151 71H149V76L152 74L151 73ZM218 71H219V69H218ZM224 70H223V72H225ZM231 71V72H230ZM236 71V70H235ZM255 71V70H254ZM61 72V71H60ZM62 72H63V70H62ZM160 72V73H159ZM227 72H225V74L227 73ZM241 71H238V74L240 73ZM256 72V71H255ZM254 72V73H255ZM24 73V72H23ZM26 73H27V71H26ZM25 73V74H26ZM115 73V72H114ZM207 73H208V71H207ZM209 73H210V71H209ZM237 73V72H236ZM22 74V73H21ZM64 74V73H63ZM146 75H148L147 73H145ZM144 74V75H145ZM183 74L185 75V77L183 76ZM186 74H188V75H186ZM215 74H216V71H215ZM222 74H224V73H222ZM224 74V75H225ZM22 75H24V74H22ZM51 75V74H50ZM59 75V74H58ZM57 75V76H58ZM89 75V74H88ZM87 75V76H88ZM122 75H123V73H122ZM134 76V78H136V77H138V78H140L139 80H138V82H140V84H137L136 83V79H132L131 77H133ZM135 75H137L136 77H135ZM219 75V74H218ZM217 75V76H218ZM227 75H228V73H227ZM227 75H226V77H227ZM234 75H236V77H238L237 76V74H235L234 73ZM60 76V78H61V80H59V82L57 81V83H56V81H55V84H57L56 86H55V84H52L55 88H60V87H62L63 88V86L67 83V85H69V90H71L72 91V96L74 97V102L76 103V105H77V99L76 98H78L77 97V92L75 93V89H74V83H73V81H70V77L72 76H70L69 78H67V79H69V80H67L66 79V83L65 82H63V81H65V80H63L62 79V77H61V75H59ZM58 76V77H59ZM63 76V75H62ZM89 76H93V75H89ZM88 76V77H89ZM95 76V75H94ZM93 76V77H94ZM216 75H215V78L217 77ZM223 76V75H222ZM239 76H242L241 74H239ZM244 76V78H246ZM46 77V76H45ZM96 77L98 78V76L96 75ZM111 77H113V74H112V76ZM162 77V78H161ZM166 77V78H165ZM183 77L184 78H186V79H183ZM232 77H233V75H232ZM12 78V77H11ZM27 78V77H26ZM29 78V77H28ZM60 78H58V79H60ZM66 78V77H65ZM64 78V79H65ZM72 78H74V77H72ZM95 78V77H94ZM131 78V79H130ZM164 78V80H162ZM218 78H221V77H219L218 76ZM235 78V76L233 77V79ZM241 80L243 79V81H244V78H243V76H242V78L241 77H239ZM249 78V77H248ZM251 78V77H250ZM249 78V79H250ZM3 79V80H4ZM31 79V78H30ZM82 82H85L86 80H88V81H86V83H88V82H90V80L91 81H94V80H92L90 77L87 79L86 78V75H84L83 74V76H82ZM86 79V80H85ZM115 79H113L114 81H115ZM150 80H152L151 79V77L149 78ZM148 79V80H149ZM228 79H229V77H228ZM239 79V80H240ZM6 80H8V81H6ZM24 80V83H26L25 82V79H23ZM63 80V81H62ZM74 80V79H73ZM133 80H135V82L133 81ZM147 80V82H149ZM197 79H196V81H198ZM218 80V79H217ZM216 80V81H217ZM219 80H221V79H219ZM224 81H226V79L224 78L223 79ZM231 80V79H230ZM229 80V82H227V83H225V85H224V88H222L223 90H220V89H218V90H220V92L219 93H214V92H212V93H214V94H212L211 93V90H210V94L208 93V92H206L207 94H209L208 96H210L211 94H212V96H210V98H209V100H211V102H210V106H209V108H210V110H209V112H208V108L206 109V108H203L204 110L206 109L207 110V114L209 113V114H211V115H213V116H215V119L217 118V120H219V119H222V121L224 120V114H229V111H231L232 109L233 110H236L237 109V107L236 106H238V105H236L237 104V102L235 103V106H233V104H234V96H238L237 94H238V92L239 93H241L242 94V90H243V88H245V87H243L242 85L244 84L243 83V81H242V84L240 85V83L241 82H239V80H237L238 82H239V84L237 83V85H236V80H235V83L234 82H232V81H230ZM247 80V79H246ZM251 80V79H250ZM107 81V82H106ZM142 81V82H141ZM252 81V80H251ZM263 81V80H262ZM39 82V81H38ZM111 82V81H110ZM218 82V81H217ZM216 82V83H217ZM52 83V82H51ZM92 83V82H91ZM112 83V82H111ZM222 84H223V82H221ZM220 83V84H221ZM246 83H249V82H246ZM89 84V83H88ZM94 84V83H93ZM110 84V83H109ZM155 84V85H154ZM200 84V83H199ZM212 84V85H213ZM40 85V84H39ZM45 85V84H44ZM83 85V84H82ZM81 85V86H82ZM87 85V84H86ZM86 85H84L85 87H86ZM90 85V84H89ZM92 85V84H91ZM201 85V84H200ZM199 85V86H200ZM215 85V84H214ZM218 87L217 88H221V87H219L220 85H219V82H218ZM34 86H36V85H34ZM114 86V85H113ZM112 86V88H113V91H114V93H115V91L117 90V87L118 86H114L113 87ZM121 86H119L120 88H121ZM147 86H148V84H147ZM146 86V87H147ZM150 86V85H149ZM153 86H155V87H153ZM182 86V89L183 88H185L184 90H181L180 89V87ZM198 86V85H197ZM197 86H195L194 88H195V91H192V93H191V91H190V93H191V95H194V97H196V92L198 93V91H197V89H196V87ZM198 86V87H199ZM202 86V85H201ZM23 87H22V89H23ZM84 87V88H85ZM98 87V85L96 86V88ZM142 87V86H141ZM144 87V86H143ZM216 86H214V88H215ZM222 87H223V85H222ZM246 87H247V85H246ZM1 88V87H0ZM32 88H34V87H32ZM31 88V89H32ZM38 88V87H37ZM37 88H34V89H37ZM68 88V87H67ZM83 88V89H84ZM87 89L89 88L88 87V85H87V87H86ZM101 88V87H100ZM102 88H103V85H102ZM102 88L100 89V90H102ZM145 88V87H144ZM194 88H192L191 90H193ZM211 88H212V86H211ZM248 88V87H247ZM246 88V89H247ZM40 89V88H39ZM98 89V91H94V88H93V90L92 91H89V97H87V101H88V98H90L89 99V101H88V104L90 105L89 107H88V110L86 111V114H87V116H84V117H81V115H80V117L78 118V122L77 123H75L74 124V128H72V131H69V134L71 135V138L72 139H76V141L78 142V138H79V145L74 149V150H72L71 149V151H69V149H68V151H69V154H70V156H73V159L71 160V162H68V164H66L65 166H64V171H65V175L66 176H71V177H74V179L72 180V178H71V180H69L68 181V184L66 185V189L64 190V191H62L61 190V193L63 192L64 194H66L67 193V199H66V201H63L62 200V195L63 194H61L60 192H58V189H56V186L55 185H57L55 182V185H54V183L52 182V184H53V187H55V191H53V187H52V185L50 184V187H49V184H48V186L46 185V181H47V176H49V177H51V178H53L57 173V169L61 166L62 167V169L61 170H63V166L62 165H60L59 166V163H58V166L56 165H52V166H54V167H57V168H54V170H53V168L52 169H48L47 170V167H48V165L45 167L46 169H44L45 171L47 170V174L46 175H43V173L42 172H44V170L42 171V169L44 168V166H43V168L40 166V163L38 162V160L40 161V159H38L39 157H36L35 155H33V154H30V153H26V150L27 149H29L30 151H32V150H34V152L36 153V152H38L39 153V151L41 150H43L44 148H47V146H50V145H55V142H56V140H57V138L58 137H60L61 136V131H63V129L64 128H66L67 129V127H69L70 125L69 124H67V126H66V124L64 123V124H62L63 122L61 121V120H59L58 119V115L56 116V117H54L53 115H48L47 117H46V119L47 120H49V121H52L51 122V125H49V126H47V127H44V130L42 129V130H40L39 131V129H38V131L40 132V135H41V137H40V142H39V144H37V142L35 143L37 146H31V144L30 143H33L34 144V142H29L30 140H29V138H30V136H27V135H25V134H23L21 137H18L17 138V142H15L14 140H13V138L11 139L10 138V140L11 141H14L15 142V144H17V145H15L16 147L15 148H17V150H18V153H19V155L20 156H22L23 158L21 159V161H20V163L19 164H17V165H19V169H21L22 171L23 170H25L26 169V179H27V182H26V184H25V186H24V189H22V191H16V192H18V193H20L19 195H13L14 197H12L11 198V200H10V202L9 203H6V204H4L3 206H6V207H4V208H7L8 206V208H10V210L11 209H13V212H12V214H9L8 213V215H7V217H6V219L4 218H1L0 219V259H3V258H5L4 257V255L6 256V254L7 255H10L9 253H7V250H8V252H10V250H13V249H17V250H15L16 251V257L20 254V256H18L17 258H19L20 257V259H22V257H23V259H26V258H28V255H27V257L25 256L26 254H27V252L29 253V251H35L36 252V250H38L39 248H40V250H42L43 248L42 247H40L41 246V243H42V241H44V240H46V239H50L52 236H53V240H55V244L53 243V242H51V240H49L51 243V246L52 245H59V244H56V243H58V241L56 242V240H57V238L56 237H54L55 235H54V233H55V230L57 229V227H58V225H59V218H61V217H59V216H61L60 215V213H58V211H56V209L59 207V209L61 208H63L64 210H61L60 209V211H65L66 213H72L73 214V216H75L74 218L76 219L81 213L79 212L80 210H77L78 212H79V215L77 214H75L74 215V213H76V212H74V210L75 209H79L78 208V206L81 204H79L78 202H82V200H85L84 198H87L88 196H87V193L85 192V189L83 188V187H85L84 186V183L82 182V184H81V181H83V177L81 176V172L82 171H89V172H91L93 169V172L95 171V169H96V167H94L92 164H93V162L91 161V158L92 157H90L89 155H86L85 153H88L89 151H92V142H91V139H90V137H89V134H87V130H88V126L90 125H92L93 127H94V132H96L95 134H97V136L100 138H102L103 140H104V142H105V140L107 141V140H109V137H111V131H113V126H114V124H116V123H112L113 122V119L112 118H114L113 116L116 114V108H117V106L118 105H115V104H117L116 103V99H114L113 100V98H112V95L111 96H109V94L111 93H108V91L106 92L107 93V95H106V97H108V99H106L105 98V95H104V93H105V89H104V93L103 92H101L100 90H99V88H97ZM111 89V88H110ZM119 89V88H118ZM141 89V90H142ZM245 89V91H248V90H246ZM21 90V89H20ZM122 89H119V91H121ZM137 90V91H136ZM140 90V89H139ZM148 90V89H147ZM180 90H181V92H180ZM199 90V89H198ZM22 91V90H21ZM20 91V92H21ZM32 91V90H31ZM35 91V90H34ZM51 91H53L52 89L50 90V92ZM118 91V90H117ZM116 91V94L114 95V98H117L118 96H116V95H118V92ZM149 91V90H148ZM215 91V90H214ZM19 92V91H18ZM37 92V91H36ZM54 92V91H53ZM58 92V91H57ZM56 92V93H57ZM60 92V91H59ZM123 92V91H122ZM130 92H132V94L130 93ZM3 93V94H4ZM88 93V92H87ZM86 93V94H87ZM113 93V94H114ZM201 93V92H200ZM21 94V93H20ZM52 94L53 93H51V97H54V96H52ZM123 93H120L119 95V98H118V100L117 101H121V100H124V96L122 95ZM149 94V93H148ZM121 95L123 96V97H121ZM134 95H135V93H134ZM180 95V96H181ZM190 95V96H191ZM245 95H246V92H245ZM14 96V95H13ZM12 96V97H13ZM56 97H59V94L57 95H55ZM60 96H61V94H60ZM189 96V97H190ZM197 96L198 97H200L198 94H197ZM202 96H203V94H202ZM202 96L200 97V99L202 98ZM242 96H244V95H241V98H242ZM247 96V95H246ZM245 96V97H246ZM258 96V95H257ZM138 97V98H137ZM183 97V98H184ZM192 97V99L194 98L193 96H191ZM191 97L189 98V100H191L192 101V99H191ZM197 97V98H198ZM240 97V96H239ZM239 97H238V101L240 102V100H239ZM14 98V97H13ZM55 98V97H54ZM53 98V99H54ZM60 98V97H59ZM109 98L111 99L112 98V100L115 102V103H113V101L111 102L110 100H109ZM130 97H127V102H129V99ZM151 98H149L150 100L147 102V103H150V101L152 100ZM193 99V100H195V103H196V100H198V99ZM9 99V98H8ZM7 99V100H8ZM57 99V98H56ZM133 99V98H132ZM187 99H188V95H187V98L186 99H183L184 101H182V103H179V105L181 104V106H182V104H183V102L184 103H188V102H185V100L187 101ZM205 99H206V97H205ZM236 99V98H235ZM48 100V99H47ZM49 100H50V96H49ZM48 100V101H49ZM59 100V99H58ZM126 100V99H125ZM182 99L180 98V100L179 101H181ZM241 100H243L244 101V97L241 99ZM53 101V100H52ZM140 101H139V103H140ZM202 101V103L204 102L203 101V99L201 100ZM201 101H199L198 103H196V105L198 104L199 105V107H200V102ZM205 101H207V100H205ZM243 101H241V103L243 102ZM59 102V101H58ZM57 102V103H58ZM68 102V101H67ZM143 102V101H142ZM208 102V101H207ZM207 102H205V104H207ZM238 102V103H239ZM9 103V102H8ZM130 103H131V105L133 106L134 105V103L132 104V102L130 101L129 102V104H126V105H130ZM137 103H138V101H137ZM189 103H191V102H189ZM10 104V103H9ZM51 104L52 103H48V107H50L51 106ZM74 104V103H73ZM120 104V103H119ZM204 104V103H203ZM204 104V105H205ZM244 104V103H243ZM50 105V106H49ZM75 104H74V106H76ZM124 105V104H123ZM122 104H121V107L123 106ZM126 105H124L125 107H127L128 108V110H127V108L125 109L126 111H128L129 113H128V115L130 114V113H132V109L130 108V110H129V107H131V106H126ZM142 105V104H141ZM150 105H153V103L152 104H150ZM166 106V107H163V106ZM191 105V104H190ZM196 105L194 104L193 106L194 107H196ZM197 105V106H198ZM209 105V104H208ZM78 106H79V104H78ZM120 106V105H119ZM118 106V107H119ZM137 105H135V107H136ZM143 106V105H142ZM148 106H149V104H148ZM159 106H157V107H159ZM257 106V105H256ZM80 107V106H79ZM86 107V106H85ZM134 107V106H133ZM132 107V108H133ZM139 107V106H138ZM137 107V108H138ZM149 107H151V106H149ZM148 107V108H149ZM153 107V106H152ZM233 107H235L236 109H234ZM242 107H243V105H242ZM251 107V106H250ZM4 108V107H3ZM57 108V107H56ZM137 108H136V110H137ZM144 108V111H145V113L142 115L143 116V118L146 116V118L147 117H149L148 115V113H147V111L145 110V108H147V107H143ZM183 109L184 108V111H183V113L184 112H189V114L188 115H190V110L188 111V107L187 108H185V107H180V109ZM259 108V107H258ZM11 109V108H10ZM46 109V108H45ZM86 109V108H85ZM135 109V108H134ZM133 109V112H135L136 114L138 113V111H135ZM139 109V108H138ZM149 109H152V108H149ZM152 109V110H153ZM199 109H201V108H199ZM202 109V110H203ZM239 109V108H238ZM8 109H6V111H7ZM120 110V112L122 111L121 110V108H119L118 109V111ZM141 110V111H140ZM139 110V112L141 113H143V109H140ZM187 110V111H186ZM203 110V111H204ZM242 110V109H241ZM256 110V109H255ZM12 111H14V109L12 110L11 109V114H12ZM57 111V110H56ZM79 111V110H78ZM84 111V110H83ZM118 111H117V116H119V118H121L120 116V114L118 113ZM124 111V110H123ZM131 111V112H130ZM195 111V110H194ZM194 111H192L193 112V114L195 113V115H197V114H199V110L197 111L196 110V112H194ZM7 112H9V111H7ZM49 112V111H48ZM180 112H182V110L180 111ZM198 112V113H197ZM201 112V111H200ZM204 112V113H205ZM228 112V113H227ZM234 112V111H233ZM232 111H231V113H233ZM236 112V111H235ZM16 113V112H15ZM46 113H47V111H46ZM139 113V114H140ZM152 113V114H151ZM183 113L181 114H179L180 116L181 115H183ZM230 113V114H231ZM241 113V112H240ZM247 114H246V117H247V115H248V112H246ZM76 114V113H75ZM123 114V113H122ZM126 114V117H127V120L125 121L126 122V124L128 123L127 121H129L130 122V120H128V116H127V113H125ZM186 114V113H185ZM208 114V115H209ZM236 114H237V112H236ZM242 114V113H241ZM245 114V113H244ZM250 114V113H249ZM256 114V113H255ZM254 114V115H255ZM261 114V113H260ZM16 115V114H15ZM18 115V114H17ZM134 115V114H133ZM178 115V113H177V118H179L180 116ZM235 115V114H234ZM243 115V114H242ZM253 115V114H252ZM1 116V115H0ZM2 116H4V115H2ZM11 116H14V115H11ZM11 116H10V118H11ZM67 116V115H66ZM74 116V115H73ZM132 116V115H131ZM137 116V115H136ZM139 116H141V115H139ZM175 116V117H176ZM184 116V117H183ZM183 116H181V117H183V118H186V116L185 115H183ZM191 118H192V113H191ZM189 116V117H190ZM198 116V115H197ZM228 117H232L233 118V116H229V115H227ZM236 116H238V115H236ZM60 117V116H59ZM76 117H77V114H76ZM133 117V116H132ZM138 117V116H137ZM151 117H149V119L151 118ZM172 117V116H171ZM194 118H192V119H194L195 120V116H193ZM201 117H203V116H201ZM205 117H206V115H205ZM226 117V116H225ZM239 117H240V115H239ZM250 117V116H249ZM248 117V118H249ZM9 118V117H8ZM14 118V117H13ZM58 120H57V119ZM140 118V117H139ZM142 118V117H141ZM198 118V117H197ZM196 118V119H197ZM199 118H200V114H199ZM198 118V120H199V122H200V119ZM213 118V117H212ZM236 118V117H235ZM257 118V117H256ZM45 119V121H47ZM71 119V118H70ZM115 120H116V118H114ZM148 119V120H149ZM153 119V118H152ZM176 119V118H175ZM181 119V118H180ZM187 119H189V118H187ZM191 119V120H192ZM203 119L204 120H202L201 122H200V124L199 125H203L204 126V124H205V128L203 127V126H199L200 127V129H199V127L197 128V129H199L200 131L202 130V129H204V130H202V132L203 131H207L208 133H216L215 131H217V129L219 128V127H217L218 126V124L216 125V123H215V121L216 120H213L214 121V123H211V125L209 126V127H206L207 125H206V122H205V118L203 117ZM206 119L208 120V118L206 117ZM11 120V119H10ZM66 120V119H65ZM133 120L135 121V118H132V121H131V123L132 124H134L135 125V123H133ZM139 120V119H138ZM138 120H137V123H138ZM170 120V119H169ZM172 120V119H171ZM176 120H178V121H176V122H178V124L180 123V120L179 119H176ZM184 120H186V119H184ZM232 120V119H231ZM241 120H242V118H241ZM244 120V119H243ZM246 120H247V118H246ZM253 120V119H252ZM13 121V120H12ZM12 121H11V123H12ZM73 121V120H72ZM123 121V122H124ZM145 121H146V119H145ZM174 122H175V120H173ZM181 121H183V119L181 120ZM196 121V120H195ZM210 121H212L211 120V118H210ZM210 121L208 120V122L210 123ZM212 121V122H213ZM222 121H221V123H222ZM224 121H227L226 119L224 120ZM235 121V122H234ZM245 121V120H244ZM8 122V120H6L5 121V119H1L0 120V124L2 125L3 123H7ZM90 122H91V124H90ZM120 122V121H119ZM136 122V121H135ZM141 122V121H140ZM142 122H143V119H142ZM148 122L150 123V121H147V122H145V123H147L148 124ZM173 122V123H174ZM175 122V123H176ZM187 122L189 123V121L187 120ZM205 122V123H204ZM208 122H207V124H208ZM217 122V121H216ZM67 123V122H66ZM72 123V122H71ZM74 123V122H73ZM72 123V124H73ZM136 123V124H137ZM170 124H171V122H169ZM184 123H186V121H184ZM183 123V124H184ZM191 123V122H190ZM192 123H194V121H192ZM204 123V124H203ZM217 123H219V125H220V122L218 121ZM225 123V122H224ZM233 123H235L236 124V120L234 119L233 120ZM246 123H248V122H246ZM121 124V123H120ZM140 124V123H139ZM142 124V123H141ZM170 124H168V126L170 127ZM177 124V123H176ZM241 124H242V122H241ZM48 125V124H47ZM129 125V124H128ZM131 125V124H130ZM138 125V124H137ZM146 125V124H145ZM149 125V124H148ZM209 125V124H208ZM237 125V124H236ZM235 125V126H236ZM251 125V124H250ZM117 126V125H116ZM115 126V127H116ZM162 126H164V125H162ZM165 126H167V125H165ZM173 126V124L171 125V127ZM184 126V125H183ZM186 126H187V123H186ZM188 126L190 127V125L188 124ZM192 126L195 128V126H194V124H192ZM228 126V125H227ZM234 126V125H233ZM232 125L230 126L231 128L233 127ZM238 126H239V123H238V125H237V127L236 128H238ZM245 126V125H244ZM255 126H257V125H255ZM254 125L253 126H251L250 127V129H251V131H250V135H249V137L247 138V141H246V143H247V145H245V147H244V149H246L247 148V154L250 152H252L253 153V151H254V147L256 146L255 144V140L254 139H257V137L255 138V136L257 135V132H258V129H256V127H255ZM29 127V126H28ZM131 128H132V125L130 126ZM134 127H136V126H133V128ZM138 127V126H137ZM136 127V129H135V131L137 130V129H139V128H137ZM147 127V126H146ZM173 127H175V126H173ZM180 127H182V126H180ZM189 127H188V129H186V131H188L187 133H189L190 131H192L191 129H193L192 127H190L191 129H189ZM222 127V126H221ZM225 127V126H224ZM224 127H223V129H224ZM132 128V129H133ZM144 128V127H143ZM165 128V127H164ZM176 128V127H175ZM142 129V128H141ZM145 129V128H144ZM161 129V128H160ZM182 129H184L183 127H182ZM222 129V128H221ZM227 129V128H226ZM5 130V129H4ZM33 130V129H32ZM37 130V129H36ZM166 130V135H168V136H170V134H168L167 133V129H165ZM175 131H176V129H174ZM227 130H229L230 132H232L230 129H227ZM226 130V131H227ZM6 131V130H5ZM26 131V130H25ZM30 131V130H29ZM33 131H35V130H33ZM128 131V130H127ZM138 131V130H137ZM148 131V130H147ZM152 131V130H151ZM155 131H153V134H154V132ZM160 131V130H159ZM161 131L163 132V130L161 129ZM160 131V132H161ZM174 131V132H175ZM197 130L195 129V133H197L196 132ZM225 131V133H226V135H227V133H228V131L226 132ZM238 131V130H237ZM241 131V130H240ZM3 132V131H2ZM32 132V131H31ZM158 131H156V133H157ZM171 132V131H170ZM177 132V131H176ZM202 132H201V134L200 135H202ZM207 132H205V135H206V133ZM229 132V133H230ZM1 133V132H0ZM8 133H9V131H8ZM26 133V132H25ZM127 133H129V131L127 132ZM149 132H147V134H148ZM178 133V132H177ZM191 133V132H190ZM189 133V134H190ZM195 133H193V135H192V137L194 138V134ZM200 133V132H199ZM199 133H197V134H199ZM207 133V135H208V137H209V135L210 134H208ZM212 133V134H213ZM233 133L235 134V132H232V135H233ZM10 134V133H9ZM27 134V133H26ZM34 134V133H33ZM64 134V133H63ZM62 134V135H63ZM141 134V133H140ZM161 134V133H160ZM180 134V133H179ZM182 134V133H181ZM203 134H204V132H203ZM212 134H211V136H212ZM32 135V134H31ZM151 135V134H150ZM157 135V134H156ZM159 135V134H158ZM165 135V136H166ZM174 135V134H173ZM183 135V134H182ZM204 135V136H205ZM223 135H225L224 133H223ZM222 135V136H223ZM4 136V135H3ZM7 136H9L8 134H7ZM7 136H5L6 138H8ZM17 136H18V134H17ZM149 136V135H148ZM147 136V137H148ZM162 136H163V134H162ZM164 136V137H165ZM167 136V137H168ZM171 136H172V134H171ZM171 136L169 137V139H172L171 138ZM185 136H187L186 135V133H185ZM198 136L199 135H196L195 137L198 139ZM221 136V137H222ZM228 136H231V135H228ZM4 137V138H5ZM12 137V136H11ZM34 137H35V134H34ZM34 137L32 138V139H34ZM36 137H39V135H37ZM35 137V138H36ZM117 137V136H116ZM115 137V138H116ZM163 137V138H164ZM166 137V138H167ZM174 137H175V135H174ZM182 137V136H181ZM180 137V138H181ZM184 137V136H183ZM188 137V136H187ZM201 137V136H200ZM208 137H207V140H208ZM226 137V136H225ZM65 138V137H64ZM113 138V137H112ZM114 138V139H115ZM130 138V137H129ZM149 138V137H148ZM161 137H159L158 139H160ZM177 137H175V138H173L174 140L176 139ZM186 138V137H185ZM189 139L188 140H191L190 138H191V136L190 137H188ZM192 138V139H193ZM196 138H194L195 140H196ZM205 138V137H204ZM9 139V138H8ZM31 139V140H32ZM37 139V138H36ZM111 139V138H110ZM123 139H124V137H123ZM155 140L157 139V138H154ZM157 139V140H158ZM178 139V138H177ZM202 139V138H201ZM209 139H210V137H209ZM226 139V138H225ZM228 139V138H227ZM38 140V139H37ZM137 140H138V138H137ZM136 140V141H137ZM147 140V139H146ZM174 140H171V142L173 141V143H174ZM183 140V139H182ZM199 140V139H198ZM219 139H217V141H218ZM223 140V139H222ZM229 140V139H228ZM8 141V140H7ZM33 141V140H32ZM58 141H59V139H58ZM73 141V140H72ZM141 141V140H140ZM152 141V140H151ZM161 141H162V139H161ZM164 141V140H163ZM178 140H176V142H177ZM185 141V140H184ZM192 141H194V140H192ZM200 141V140H199ZM204 141V140H203ZM202 141V142H203ZM216 141V142H217ZM10 142V141H9ZM109 143H110V140L108 141ZM131 142V141H130ZM150 142V141H149ZM159 142V141H158ZM165 142V141H164ZM201 142V143H202ZM224 142V141H223ZM77 143V144H78ZM134 143V142H133ZM140 143V142H139ZM151 143V142H150ZM157 143V142H156ZM161 143V142H160ZM172 143V144H173ZM181 143V142H180ZM180 143H179V145H180ZM206 143V142H205ZM212 143V142H211ZM218 143V142H217ZM65 144V143H64ZM73 144V143H72ZM152 144V143H151ZM159 144V143H158ZM178 144V143H177ZM186 144H187V142H186ZM185 144V145H186ZM209 144V143H208ZM242 144V143H241ZM58 145H60V144H58ZM57 145V147H60V146H58ZM66 145H67V143H66ZM74 145V144H73ZM104 145L105 146H108V144L105 142L104 143ZM162 145V144H161ZM160 145V146H161ZM164 145V144H163ZM173 145H175V144H173ZM200 145V144H199ZM198 145V146H199ZM243 145V144H242ZM67 146H69V145H67ZM135 146V145H134ZM155 146V145H154ZM159 146V147H160ZM168 146V145H167ZM170 146V145H169ZM175 146H177L178 147V145H175ZM186 146H188V145H186ZM197 146V147H198ZM207 146V145H206ZM1 147V146H0ZM54 147V146H53ZM56 147V146H55ZM62 147V146H61ZM159 147H158V150H159ZM212 147V146H211ZM165 148V147H164ZM221 148V147H220ZM47 149H49V148H47ZM56 148H53V150H55ZM150 149H152V148H150ZM178 149V148H177ZM177 149H175V147L172 149V147H171V151L170 152H167L166 151V153L164 152L163 154L161 153L160 155L163 157V158H161V157H159V158H161V159H163V160H165V161H167L166 159H168V158H170L171 160L173 159L174 160V158H175V160L178 158V157H180L179 156V154L178 153H180V151H179V149L177 150ZM186 149H189V147H186ZM191 149V148H190ZM194 149V148H193ZM16 150V149H15ZM53 150H52V152H53ZM63 150H65V148H63ZM110 149H108V151H109ZM156 150H157V148H156ZM157 150V151H158ZM166 150H167V148H166ZM210 150H212L211 148H209V145L205 148V152H204V154L203 155H205V156H203L205 159H207L208 158V156L210 155ZM57 151V150H56ZM55 151V152H56ZM58 151H61V150H59L58 149ZM144 151V150H143ZM142 150H141V153L143 152ZM179 151V152H178ZM112 152V151H111ZM162 152H163V150H162ZM144 153H145V151H144ZM147 153V152H146ZM145 153V154H146ZM150 153V152H149ZM153 153V152H152ZM251 153V154H252ZM92 154V153H91ZM94 154V153H93ZM142 155V154H141ZM140 155V156H141ZM182 155V154H181ZM60 156V155H59ZM65 155H63V157H64ZM187 156H188V154H187ZM198 156V155H197ZM54 157V156H53ZM103 157V156H102ZM185 157H186V155H185ZM196 157V156H195ZM210 157V156H209ZM145 158V157H144ZM188 158H189V156H188ZM192 158V157H191ZM199 158V157H198ZM241 159H240V161H241V165H243V166H240V168L238 169H236V171H234L235 173H234V175L232 174V175H229L228 176V179L226 180V182L223 184V189H222V191H223V193L225 194H227V193H229L231 190H233V188H234V185H240L241 183H243L244 181H246L247 180V172H245V168L244 167H246L249 163H250V155L248 156V155H246V153L243 155V156H241L240 157ZM101 159V158H100ZM128 159V158H127ZM140 159H141V157H140ZM147 159V158H146ZM187 159V158H186ZM59 161L58 162H60V163H65V159H63L62 158V160L61 159H58ZM142 160H143V157H142ZM148 160V159H147ZM170 160V161H171ZM172 160V161H173ZM175 160H174V164H175ZM208 160V159H207ZM185 161V160H184ZM203 161V160H202ZM205 161V160H204ZM102 162V161H101ZM147 163L149 162V161H146ZM164 162V161H163ZM162 162V163H163ZM206 162V161H205ZM51 163V162H50ZM113 163V162H112ZM146 163V164H147ZM182 163V162H181ZM202 163V162H201ZM1 164V163H0ZM10 164V163H9ZM48 164V163H47ZM54 164H57V163H54ZM148 164H150V163H148ZM163 164H165V163H163ZM206 164V163H205ZM252 164V163H251ZM16 165V164H15ZM92 165V166H91ZM97 165V164H96ZM177 165V164H176ZM175 165V166H176ZM179 165V164H178ZM201 165V164H200ZM50 166H51V164H50ZM98 166V165H97ZM140 166V165H139ZM143 166V164L141 165V167ZM146 166V165H145ZM163 166V165H162ZM189 166V165H188ZM140 167V168H141ZM146 167H148V166H146ZM145 167V168H146ZM150 167V166H149ZM165 167H167V165L165 164L164 165V167L162 168V167H160V170H161V175L162 176H164L163 177V179H167L168 178V176H169V168H168V170L165 168ZM200 167V166H199ZM42 168V169H41ZM49 168V167H48ZM177 168V167H176ZM181 168V167H180ZM187 168V167H186ZM9 169V168H8ZM8 169H6V170H8ZM90 169H91V171H90ZM142 169V168H141ZM177 169H179V168H177ZM212 169V168H211ZM59 170V169H58ZM4 171V170H3ZM9 171V170H8ZM114 171V170H113ZM180 171V170H179ZM196 171V170H195ZM200 171H202V170H200ZM13 172H15V171H13ZM19 172H21V171H19ZM93 172H91L90 174H91V176H92V173ZM112 172V171H111ZM160 172V171H159ZM171 172V171H170ZM176 172V171H175ZM190 172H192V170L190 171ZM229 172V171H228ZM177 173H179V172H177ZM177 173H175L176 174V176H178L177 175ZM193 173V172H192ZM197 173V172H196ZM195 173V174H196ZM200 173V172H199ZM10 174V173H9ZM95 174H96V172H95ZM97 174H98V171H97ZM175 174H174V176H175ZM183 174V173H182ZM186 174V173H185ZM14 177H13V180H12V183L13 182H15L16 180H19V178L22 176V174L20 175V174H15L14 173ZM159 175V174H158ZM173 175V174H172ZM190 175V174H189ZM192 175V174H191ZM205 175V174H204ZM228 175V174H227ZM13 176V175H12ZM58 176V175H57ZM57 176H55V179L54 180H56L58 177ZM62 176V175H61ZM61 176H59V177H61ZM68 176V177H69ZM130 176V175H129ZM170 176H171V174H170ZM175 176V177H176ZM180 176V175H179ZM196 176V175H195ZM212 176V175H211ZM175 177H174V179H175ZM204 177V176H203ZM217 177V176H216ZM50 178V179H51ZM94 178V177H93ZM141 178H143V177H141ZM141 178H139V176H137V175H133L132 177H129L128 178V182L126 181V183H127V187L125 186L124 187V185H122L123 187H124V190L126 191V193H127V189L126 188H129V187H131V186H135V184H136V182H138V184H140L139 183V181L138 180H140ZM162 178V177H161ZM185 178H186V176H185ZM188 178V177H187ZM24 179V178H23ZM61 179V178H60ZM68 179V178H67ZM70 179V178H69ZM95 179V178H94ZM177 179V180H176ZM176 181H175V183L176 182H178L177 184H176V186L178 185L179 187H181L179 184H181V183H179L181 180L179 179V177H176ZM199 180L200 179V177H199V175H197V177H196V180ZM203 179V178H202ZM246 179V180H245ZM20 180H22V179H20ZM143 180H144V178H143ZM162 180V179H161ZM197 180V181H198ZM50 181H52V180H50ZM93 181V180H92ZM150 181V180H149ZM158 181V180H157ZM160 181V180H159ZM158 181V182H159ZM173 181V180H172ZM223 181V180H222ZM20 182V181H19ZM25 182V181H24ZM184 182V181H183ZM193 182H196L195 181V179H194V181ZM200 182V181H199ZM11 183V182H10ZM9 183V184H10ZM48 183H49V179H48ZM51 183V182H50ZM144 183V182H143ZM218 183H220V182H218ZM7 184V183H6ZM9 184H8V186H9ZM64 184H66V183H64ZM93 184V183H92ZM146 184V183H145ZM163 184H165V183H163ZM187 184V183H186ZM17 185V184H16ZM47 186V187H49V189L51 190V192H52V194L51 193H47L48 195H50V196H48V197H43L42 195H43V192H42V195H41V193H40V190H41V188H43L44 186ZM90 185V184H89ZM99 185V184H98ZM170 185V184H169ZM181 185H183V184H181ZM12 186V185H11ZM140 186H142V184L140 185ZM145 186V185H144ZM143 186V187H144ZM188 186V185H187ZM1 187V186H0ZM23 187V186H22ZM21 187V188H22ZM89 187V186H88ZM88 187H87V189H88ZM174 187V186H173ZM213 187H215V186H213ZM7 189L8 188H10V186L9 187H6ZM5 188V189H6ZM64 188V187H63ZM136 188V189H135ZM146 188V187H145ZM147 188H148V186H147ZM151 188H153V187H151ZM183 188V187H182ZM185 188V187H184ZM12 188H10V190H11ZM45 189H47V188H45ZM49 189L47 190V191H49ZM59 189H60V183H59ZM62 189V188H61ZM86 189V190H87ZM89 189H91V187L89 188ZM131 189V188H130ZM134 189L135 190H138V192H139V197L136 199L137 201L138 200H140V199H143V198H141L143 195H144V193H146L147 194V192H145V191H143V192H141V190H140V188L139 187H134ZM163 189H166L165 188V186H164V188ZM190 189V188H189ZM18 190V189H17ZM132 190V189H131ZM134 190V191H135ZM140 190V191H139ZM151 190H154V189H151ZM184 191H186L185 189H183ZM3 191V190H2ZM2 191L0 190V196H1V193H2ZM88 191H90V190H88ZM196 191V190H195ZM5 192V191H4ZM15 192V191H14ZM54 192V193H53ZM66 192V193H65ZM91 192L93 193V191L91 190ZM98 192V191H97ZM118 192V191H117ZM133 192V191H132ZM132 192H131V199H132ZM157 192V191H156ZM158 192H159V190H158ZM161 192V191H160ZM159 192V193H160ZM164 192V191H163ZM167 192H169V191H167ZM180 192H182V191H180ZM213 192V191H212ZM13 193V192H12ZM17 193V194H18ZM85 193H86V196L83 198V196H81L80 197V200L81 201H79L78 200V195L80 196V195H85ZM99 193V192H98ZM119 193V192H118ZM125 193V192H124ZM124 193H122V194H124ZM149 193V192H148ZM172 192H171V190H170V193H167V194H171ZM179 193V191L177 190V194ZM184 192H182V194H183ZM3 194V193H2ZM14 194V193H13ZM95 195H97L96 194V192L94 193ZM128 194V198H129V194L130 193H127ZM182 194H181V196H182ZM215 194V193H214ZM89 196H91L90 194H88ZM99 195V194H98ZM96 196V199H95V202H94V197L92 198V200H93V203H95L94 204V207H93V205H90V208H91V210H87L89 213L87 214V211H86V213H84V214H87L88 215V217H87V215H86V217L87 218H85V220L86 221H83L84 220V217H83V222H85V223H83L84 225L81 227V233L83 234V236H82V238L83 237H85V236H87L86 238L88 239V238H90V237H94V236H96V237H98L97 235L99 234V236H101V234L102 233H105V234H107V235H109V234H111V235H113V234H117V232L116 233H114L118 228H119V226L120 225H122V227L123 228H121V229H124L123 231L126 233V237H127V239H125V241H120V240H118L119 242H115L114 240H112V241H114V243L113 244H110V245H112L110 248L108 247V246H110V245H108V246H106V244H105V241H107V239L105 240L104 239V234H102V236H103V238L102 239H104V240H102L101 241V243H99V242H96V243H99V244H94V242L92 243L91 242V240L93 241V237L90 239V242H91V245L92 244H94V245H96L97 246V248L95 249V250H97V249H99L98 247H100V248H102V249H104L105 248V250H104V252L102 253V254H100L101 255V257L99 256V258L98 257H96V255L98 256V254H94V253H96V251H94V249H93V251H94V253H92L90 256L88 255V256H86V252L87 251H85L84 252V250L82 251L84 254H85V261H83V258H82V262H84V264H85V262H86V264L88 263V264H94V261H96L95 259L96 258H98L99 260L102 258V256H104V254H106V257H107V255L109 256V253H113L114 251L116 252V254H115V257H110L111 258V260L109 261V259H107V261H109L110 263L109 264H126V258H127V256L129 257H131V259L130 260H128V261H130V262H132V263H134V264H140V262H142V264H170V262H171V258L170 257H172L173 255L175 256V251L177 250V252L179 253L180 251H179V249H177L176 248V250H174V245L175 244H178V243H180V242H182V241H180L179 239L180 238H182V235H183V232H184V230H185V226L183 227L182 225H181V222H180V208L182 209V207H180L179 208V204L177 203V200H176V205H174V203H173V201H172V205H173V207H171V209L170 210H168L166 213H165V220H164V224H162V226H158V223H157V221H159L158 220V217H157V213L155 214V216L154 215H151V216H148V221H147V219H146V223H145V225L144 224H141V219L140 220H138V218H141V217H139V216H137L139 213H138V211H140L139 210V208H140V206L137 208L138 209V211H137V213H136V205L138 206V204H139V202H137V204L135 205V202L134 201H132V202H134V204H132V202L131 201H128V203L129 202H131V204L132 205H135V206H133V208H135L136 210L135 211H133V212H135L136 213V216L138 217L137 219H135L134 217H136L134 214H133V216L132 215H130L129 214V211L131 210V208H129V211H128V213L126 212V210H125V214H127V215H125L124 213V215H125V218L124 219H122V221H119V222H117L115 219H113V217H111L110 215H109V213H111V212H109L108 213V207H107V209H106V207H104L105 205H104V203H102L103 201H101L102 199V195H99V196ZM161 195H162V193H161ZM164 195V194H163ZM162 195V196H163ZM172 195H174V194H171V196ZM179 196H180V193L178 194ZM185 195V194H184ZM194 195H196V193L194 194ZM93 196V195H92ZM101 196V197H100ZM135 196V195H134ZM168 196V195H167ZM176 196V195H175ZM227 195H225L224 197H226ZM123 197H124V195H123ZM126 197V196H125ZM189 197V196H188ZM194 197V196H193ZM212 197H213V194H212ZM224 197H222V199L221 200H219V202H216V207L214 208V212H213V214H214V216H215V221H216V223H215V225L213 226V228L211 227L208 231V233L206 234V239H207V241H208V245L210 246V254H207V255H205L206 256V261H208V264H223V262H224V257H225V255H226V252H227V244H226V230H225V223H224V216H223V212H222V205H223V199H224ZM0 198H3V197H0ZM43 198H46L45 200H48L49 199V203H47L46 202V205H45V200H44V202H43ZM48 198V199H47ZM91 198H90V200H91ZM104 198H106L105 196L103 197V199ZM145 198V197H144ZM152 198H153V196H152ZM151 198V199H152ZM173 198V196L171 197V199ZM180 198V197H179ZM210 198V201H209V203L212 205V203H214V200H215V198L213 197L212 199H211V197H209ZM4 199V198H3ZM6 199H8V198H6ZM64 199V198H63ZM146 199V198H145ZM169 199H170V197H169ZM178 199V198H177ZM2 200V199H1ZM0 200V201H1ZM9 200V199H8ZM124 200V199H123ZM126 200V199H125ZM133 200H135V199H133ZM147 200H149L148 198H147ZM153 200V199H152ZM168 200V199H167ZM180 200H181V198H180ZM183 200V199H182ZM185 200V199H184ZM183 200V201H184ZM189 200V199H188ZM63 201V202H62ZM88 201V200H87ZM86 201V202H87ZM150 201V200H149ZM154 201V200H153ZM192 201V200H191ZM7 202V201H6ZM90 202V201H89ZM114 202H115V200H114ZM155 202V201H154ZM156 202H158V201H156ZM179 202V201H178ZM186 202V201H185ZM0 203H2V202H0ZM44 203V204H43ZM92 203V204H93ZM166 203V202H165ZM182 203V202H181ZM180 203V204H181ZM184 203V202H183ZM182 203V204H183ZM192 203V202H191ZM7 204H8V206H7ZM48 204V205H47ZM79 204V205H78ZM90 204V203H89ZM127 204V203H126ZM157 204V203H156ZM156 204H154L153 202H152V205H156ZM159 204V203H158ZM170 204V203H169ZM169 204H167V206H169ZM185 204V203H184ZM183 204V205H184ZM188 204V203H187ZM209 204V205H210ZM43 205H45L46 207V209H47V207H48V210H47V212H46V210H45V208H44V206ZM78 205V206H77ZM84 205V204H83ZM140 205H142V203L140 204ZM144 205V204H143ZM165 205V204H164ZM146 206V205H145ZM145 206H142L143 208L145 207ZM157 207H158V205H156ZM155 206V207H156ZM160 206L162 207V204L160 203ZM88 208H89V205L87 206ZM124 207V206H123ZM122 207V208H123ZM127 207V206H126ZM129 207V206H128ZM142 207L140 208L141 209V212H142ZM165 207H166V205H165ZM170 207V206H169ZM210 207V206H209ZM106 210H105V209ZM133 208H132V210H133ZM212 208V207H211ZM58 209V210H59ZM124 209H126V208H123V210ZM9 210V209H8ZM49 210H53L52 212H48ZM131 210V211H132ZM150 210V209H149ZM189 210V209H188ZM155 211H156V209H155ZM182 211V210H181ZM190 211V210H189ZM196 211V210H195ZM8 212H11V211H8ZM140 212V213H141ZM210 212H212V211H210ZM66 213H64V214H66ZM69 214V215H72V214ZM108 213V214H107ZM190 213H192V211L190 212ZM4 214V213H3ZM83 214V215H84ZM184 214H185V212H184ZM188 214V213H187ZM204 214V213H203ZM208 214V213H207ZM210 214V213H209ZM67 215V214H66ZM122 215V214H121ZM124 215H122V216H124ZM143 216H144V214H142ZM189 215V214H188ZM193 214H191V215H189V217L191 216V218L193 217L192 216ZM212 215V214H211ZM65 216V215H64ZM120 216V215H119ZM118 216V217H119ZM142 216V217H143ZM209 216V215H208ZM57 217V218H56ZM66 217V216H65ZM69 217V216H68ZM68 217H66L67 219H68ZM80 217V216H79ZM63 218V217H62ZM122 218V217H121ZM182 218V217H181ZM212 218V217H211ZM65 219V218H64ZM64 219H62V220H64ZM80 219H81V217H80ZM145 219V218H144ZM70 219H68V221H69ZM190 220V219H189ZM194 220V219H193ZM192 221V220H191ZM69 222H71V221H69ZM80 222V221H79ZM64 223V221L62 222V227H64L63 224ZM68 223V222H67ZM67 223L65 222V224H66V227H67ZM143 223V222H142ZM75 224V223H74ZM187 225H188V223H186ZM78 227H77V226ZM76 225H71L69 228H70V230H72L71 229V227L73 226L75 229L76 228H79V223L78 224H76ZM200 225V224H199ZM158 226V227H157ZM194 226H196V225H194ZM62 227H61V229H62ZM145 228L146 229V231H147V234H148V232H149V235H146L147 236V238L148 239H146L145 238V240H147V241H145L144 239V243H143V245H142V247L140 248V247H138V245H137V240L138 239H140V236H139V238L136 240L135 239V237H136V234L135 233H137V232H139V230L141 229L142 230V228ZM209 227V226H208ZM69 228H67V229H69ZM187 228V227H186ZM195 228V227H194ZM75 229H73L74 230V232L77 234H79V232H77V230H75ZM202 229V228H201ZM58 230V229H57ZM80 230V229H79ZM144 230V229H143ZM189 230H191L192 231V229L190 228ZM193 230H195V229H193ZM197 230V229H196ZM61 231V230H60ZM64 231H65V228H64ZM64 231H63V233H64ZM118 231V230H117ZM197 231H199V230H197ZM73 232V231H72ZM142 232V231H141ZM140 232V233H141ZM187 232H188V230H187ZM69 233H70V231H69ZM74 233V234H75ZM144 233L145 232H143L142 234L144 235ZM186 233V232H185ZM56 234V233H55ZM68 234V231H67V233L65 234V235H67ZM73 233H72V235L71 234H69L67 237H65V239L66 238H68V239H70V235L72 236V239H73V235H74ZM82 234H79L80 235V237H81V235ZM97 234V235H96ZM132 234H135V237H134V239L132 238ZM198 234H200V233H198ZM202 234V233H201ZM63 235V234H62ZM92 235V236H91ZM118 235H119V233H118ZM117 235V236H118ZM124 235V234H123ZM197 235V234H196ZM101 236V237H102ZM124 236V237H125ZM138 236V235H137ZM149 236V237H148ZM185 236V235H184ZM63 237V236H62ZM61 237V238H62ZM77 237V236H76ZM101 237L99 238V239H101ZM188 237V236H187ZM197 237V236H196ZM195 237V238H196ZM54 238H56V239H54ZM60 237H59V240L61 239ZM118 238H120V235L118 236ZM141 238H142V235H141ZM186 238V237H185ZM200 238V237H199ZM67 239V242L69 241ZM74 239H75V235H74ZM79 239V238H78ZM77 239V240H78ZM84 239V238H83ZM113 239H116L117 240V237L116 238H113ZM188 239V238H187ZM197 239V238H196ZM195 239V240H196ZM86 240V239H85ZM98 240V239H97ZM141 240V239H140ZM184 240H186V239H184ZM198 240V239H197ZM80 241H84V240H80ZM79 241V242H80ZM104 241V244L102 243ZM70 242H71V239H70ZM79 242H78V245H80V247H83V243L84 242H82V245L81 244H79ZM88 242V241H87ZM89 242V243H90ZM111 242V241H110ZM139 242V241H138ZM204 242V241H203ZM45 243H47V240H46V242ZM59 243H61V241L59 242ZM63 243V242H62ZM72 243H74L73 242V240H72ZM107 243H108V241H107ZM141 243V242H140ZM49 243H47L46 245H48ZM84 244H86V243H84ZM103 244V245H102ZM70 245H72V244H70ZM89 244H87V246H88ZM90 245V246H91ZM43 246V245H42ZM50 246V245H49ZM48 246V247H49ZM54 246H52L53 248H54V250L56 249ZM96 246H94V247H96ZM102 246H106L107 247V249H106V247H102ZM140 246V245H139ZM185 246V245H184ZM58 247V246H57ZM79 247V246H78ZM79 247V248H80ZM92 247H93V245H92ZM93 247V248H94ZM177 247V246H176ZM179 247H181V246H179ZM42 248V249H41ZM52 248V249H53ZM85 248V247H84ZM87 249H88V247H86ZM194 248V247H193ZM49 249L51 250V247H49ZM40 250L38 251V253L40 252ZM64 250V249H63ZM90 250H92V248L90 249L89 248V251ZM181 251H182V249H180ZM183 250H186V249H183ZM17 251H20V252H22L23 254H25V255H23L22 256V254L20 253V252H18L17 253ZM49 251V250H48ZM66 251V250H65ZM79 251H81L80 249H79ZM152 251H154V253H153V255H152ZM5 252V253H4ZM12 252V251H11ZM99 252V251H98ZM109 252V253H108ZM182 252H185V251H182ZM192 252V251H191ZM34 253V252H33ZM37 253V252H36ZM37 253V254H38ZM52 253V252H51ZM69 253V252H68ZM89 253H91V252H88L87 254H89ZM151 255H150V254ZM172 253H174L173 255H172ZM13 254V253H12ZM32 254V253H31ZM64 254H65V252H64ZM71 254V253H70ZM78 254V253H77ZM147 254H148V256H147ZM180 254V253H179ZM183 254V253H182ZM204 254H206V253H204ZM3 255V256H2ZM15 255V254H14ZM52 255H53V253H52ZM81 254H79L78 255V258H76V256H71L72 258L71 259H66L67 261L64 263L63 261V264H77V262H79L77 259H80V256ZM111 255V254H110ZM147 256V258H146V256ZM156 255V256H155ZM177 255V254H176ZM181 255V254H180ZM180 255H178V257H180ZM11 256V255H10ZM22 256V257H21ZM33 256V255H32ZM34 256H35V254H34ZM33 256V257H34ZM54 256V255H53ZM65 256V255H64ZM151 256H153V257H155V259H153ZM173 256V257H174ZM186 256H187V254H186ZM221 256V257H220ZM1 257H3V258H1ZM14 257V256H13ZM12 257V258H13ZM65 257H67V256H65ZM81 257H83V256H81ZM172 257V258H173ZM177 256H175L174 257V260L176 261L178 258H176ZM31 256H30V261H31ZM70 258V257H69ZM112 258H114V259H112ZM176 258V259H175ZM181 258V257H180ZM22 259V260H23ZM62 259V258H61ZM106 259V258H105ZM14 260V259H13ZM13 260H12V264L14 263L13 262ZM17 260V259H16ZM51 260V259H50ZM50 260H48V261H50ZM64 260V259H63ZM173 260V261H174ZM15 261V260H14ZM26 261H29L28 259L26 260ZM100 261H102L103 262V260H100ZM178 261V260H177ZM0 262H2V260H0ZM16 262H18V260L16 261ZM61 262V263H62ZM101 262V263H102ZM104 262L107 264V262L104 260ZM19 264H21L20 262H18ZM18 263H16V264H18ZM22 263H24V261H22ZM29 263V262H28ZM33 263H35V262H33ZM100 263V264H101ZM104 263V264H105ZM172 263V262H171Z\"/></svg>",
	"mask_w": 264,
	"mask_h": 264
},
{
	"label": "crops",
	"instance_id": "0c3cea01",
	"mask_svg": "<svg viewBox=\"0 0 264 264\" xmlns=\"http://www.w3.org/2000/svg\"><path fill=\"white\" fill-rule=\"evenodd\" d=\"M259 139L252 168L255 174L250 178L259 188L255 187L253 192H264V136L260 135ZM246 188L231 192L222 207L227 244L223 264H264V194H255L254 199L246 200Z\"/></svg>",
	"mask_w": 264,
	"mask_h": 264
}]
</instances>
